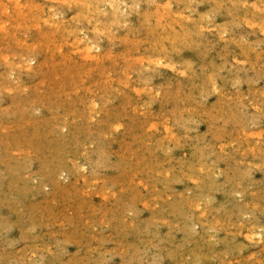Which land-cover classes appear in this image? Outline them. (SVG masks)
<instances>
[{
    "label": "rangeland",
    "instance_id": "obj_1",
    "mask_svg": "<svg viewBox=\"0 0 264 264\" xmlns=\"http://www.w3.org/2000/svg\"><path fill=\"white\" fill-rule=\"evenodd\" d=\"M10 1L11 0H8V1L0 0V15H1L0 16V19H1L0 20V23H1L0 24V41H1L0 42V48H1L0 49L1 50L0 59L4 61L3 62L2 60H0V63H1L0 64V80H1L0 82V86H1L0 88V95H1L0 97V117H1L0 123L3 125L2 126L0 124L1 125L0 128H2L0 129V132L3 135L2 136L0 133V146H1L0 148V154H1L0 169H2L0 170V183H1L0 193L2 192L4 193V194L3 193L0 194V214H1L0 215V232L2 231L0 233V262H1L0 264H11V263L12 264H32V263L34 264H54V263L55 264H76V263L77 264H176V263L177 264H189V263L190 264H264V212H263L264 211V30H262L264 29L262 28V26H264V19H263L264 5H262L264 4L263 3L264 0H243L244 2H242V0L240 1L237 0L238 2L236 0H225V1L224 0H219V1L218 0H211V1L210 0H205V1L196 0L198 3L195 0H190V1L180 0V2L179 0H171V1L170 0H164V1L156 0L158 3L155 0H149V1L145 0V2H143L144 0H140L139 3L138 2L134 3L136 2V0H130V1L126 0V3L123 0L121 1L120 0L118 1L117 0L116 1L115 0H110V1L109 0H106V1L105 0H99V1L92 0V2L91 0L90 1L89 0H52V1L51 0H22V2L21 0H12L11 2ZM31 1L32 3H29ZM88 1L89 3L91 2L90 4L91 6H89ZM212 1H214V3ZM103 2H106V3H103ZM118 2L120 4L121 3L123 4L120 5L118 4ZM78 3H80L79 7L84 6L82 7L83 10L81 7L78 8ZM95 3L99 5H97L96 7ZM133 3L134 5H138V6L140 4V7L134 6ZM219 3L222 5H220ZM32 4L34 6H32ZM37 4L41 6L39 7ZM195 4H197L196 7H195ZM230 4L233 5L235 9L232 6H231L232 8L229 7ZM4 5H5V8H3ZM7 5L10 7H8ZM22 5L23 6L25 5L27 7H23ZM49 5L50 6L53 5V6L50 7ZM62 5H64L65 7L63 8ZM92 5L95 6L94 9ZM116 6L117 7L119 6V7L117 8ZM192 6H194L196 9ZM215 6L217 8H215ZM28 7H31L33 10L31 8H30L31 10H29ZM68 7L70 9H67ZM115 8H117L118 10H116ZM181 8H183L181 11H176L178 9L180 10ZM193 8L195 10H193ZM236 8L238 9L236 10ZM26 9H27V12H26ZM53 9H54V12L56 11L55 13L58 12L59 14L57 15L54 14V12L52 11ZM72 9H73V12H72ZM76 9H77V12H76ZM96 9L98 10L100 9V10L98 11ZM154 9H155V12H153ZM221 9L223 12L221 11ZM261 9L263 10L262 12L260 11ZM34 10L36 12H34ZM59 10L61 11V13ZM101 10L103 12L105 10L106 11L103 13ZM113 10L115 13L113 12ZM129 10L131 13H129ZM218 10L221 12H219ZM164 11H167V12H164ZM172 11L174 12L172 13ZM216 11H218V13ZM7 12H10L12 14L7 13ZM78 12L79 13L82 12V13L79 15ZM141 12H142V15H140ZM147 12H149V14H147ZM150 12L152 13L150 14ZM175 12L176 13L181 12V14L180 13L175 14ZM23 13H25V15ZM119 13L121 16L118 15ZM128 13L130 15L124 16V14H128ZM163 13H166V14H163ZM250 13H252V15ZM74 14L76 18L78 17L77 19L74 17ZM94 14H96L95 16L97 17L99 16L98 19L100 18V14L101 16L103 15V17H101L99 21L98 19H96L95 21L96 17L94 16ZM169 14H173L171 15L172 18L168 16ZM81 15L82 16L85 15V17L82 19ZM87 15L88 16L91 15V16H89L88 18ZM152 15L154 16V18ZM215 15H216V18H214ZM13 16H15L16 18ZM24 16H27V17H24ZM56 16H59L58 18L60 17L61 18L58 19ZM33 17H35L36 19ZM173 17L176 19H174ZM230 17H232V19H230ZM242 17L245 19L242 20ZM27 18L28 19L31 18L30 19L31 22L27 20ZM55 18L58 20V24L61 22L59 24L60 27L57 24V20ZM72 18H74V21H72L73 20ZM91 18L94 20H92ZM147 18H149L148 19L149 22H147ZM21 19H24V20H21ZM25 19L27 20V22L25 21ZM112 19L113 21H111ZM115 19L118 20V25L116 22L117 20L114 21ZM123 19L124 21H122ZM192 19L194 23L193 21L190 22ZM36 20L38 22L39 21L41 22L38 23ZM76 20L78 22H76ZM178 20L179 21L181 20V21L179 22ZM231 20L232 21L234 20V21L232 22ZM258 20H259V23H258ZM69 21H71L73 25ZM79 21L81 22L84 21L85 23L83 22L81 24V22ZM224 21L226 24H223ZM252 21H255L254 24ZM67 22L70 23L69 26L67 25L68 24ZM74 22L79 23L80 26L78 24H75ZM89 22H91V24ZM119 22H120V25H119ZM162 22H164V24ZM166 22L169 24H167ZM181 22H184L185 25ZM186 22H189L190 24L188 25V23ZM53 23H56L57 25ZM209 23L211 26L209 25ZM27 24L29 26H26ZM106 24L108 27L106 26L107 29L105 28V30L107 31L104 30V26ZM121 24L123 27H121ZM127 24H129V27H127L128 30L126 29V26H128ZM181 24L182 26H180ZM230 24H232L233 26L232 25L230 26ZM23 25L24 27H21ZM81 25H85V26H81ZM225 25L228 26V28L225 27ZM8 26H10V28ZM41 26H43V28H40ZM45 26L47 27L45 28ZM132 26L133 28L135 27L134 30L132 29ZM168 26L170 28H168ZM195 26H196V29H195ZM198 26L200 27V31L198 30L199 29ZM219 26L221 28H219ZM26 27H28L29 29ZM57 27L58 29H56ZM222 27L223 29L226 28L224 31L222 30L223 32L221 31ZM231 27L233 28L231 29ZM83 28L85 29L91 28L94 31H91L90 29V30H86L87 32L86 33L85 29ZM101 28H103V30ZM109 28L112 30H110ZM145 28H147L146 30L147 32L145 31ZM154 30L156 33L154 32ZM14 31H16L17 33ZM42 31L46 33L44 34V32ZM78 31L79 33H77ZM54 32L56 33L54 34ZM72 32L74 34H72ZM103 32L105 33V35ZM131 32L133 36L131 35ZM139 32H141V34ZM168 32L169 34H167ZM41 33L42 35H44L43 36L44 38L42 37ZM67 33L68 35H71V36H68ZM94 33L99 36L95 35ZM111 33H113L114 36ZM217 33L220 35H218ZM161 34L162 36H160ZM7 35H10L9 36L10 38L7 37ZM12 35H14V37ZM61 35H62V38L64 39L61 38ZM107 35H109L110 37ZM122 35H123V38H122ZM53 36H55L56 39L55 38L52 39L51 37ZM87 36L89 37L86 38ZM116 36L119 39H117ZM164 36H166V38H164ZM16 37L17 39H15ZM36 37H39V38H36ZM126 37H128L129 41ZM160 37L162 41L159 40ZM85 38L87 42L85 41ZM134 38L136 39V41H134ZM98 39L100 41H98ZM110 39H112L114 42L112 40L110 41ZM131 39H133V41H131ZM170 39L171 41L175 40V42H171V43L167 42V41H170ZM191 39H194L195 41ZM41 40L43 43L41 42ZM44 40H46V42ZM62 40L63 41L65 40L64 45H61L63 44ZM83 40H84V43H83ZM121 40L123 41L124 44H122ZM156 40H159L157 41L159 44H157ZM176 40H177V43H176ZM197 40H199V42H197ZM7 42L9 43L7 44ZM80 42H82L83 46L81 45ZM187 42L189 45L187 44ZM38 43H42V44H38ZM191 44H193L194 47L190 46ZM4 45H7L5 46V48L6 47L7 48L9 47V48L5 49ZM73 45H75L76 47ZM163 45H164V48H162ZM175 45L176 46L179 45V46L176 47ZM184 45H187V46H185L184 48ZM2 46L4 49H2ZM36 46L37 48L35 50L34 48ZM40 46L42 48L44 47L43 49L44 51L42 50ZM85 46L92 47L91 52L94 54L96 52V54L95 55L91 54L90 56H87V54L85 53V48H86ZM99 46L101 47L99 48ZM111 46H113V48ZM189 46L192 49H189ZM186 47L188 48L186 49ZM26 48H28L29 50ZM109 48L111 49L108 51ZM159 48H162V51L161 49L159 50ZM145 49H148V50L145 51ZM174 50L176 53L174 52ZM151 51L154 53H151ZM166 51H167V54H166ZM2 53L4 54L2 55ZM18 53L19 55L20 53H22L20 59H19ZM78 53L80 54V56L78 55ZM107 53L108 55H106ZM177 53L179 54L177 55ZM164 54L167 56H165ZM201 54H203L204 58L202 57ZM50 55L52 57H50L49 59ZM102 55L103 57L101 58ZM118 55L119 56L122 55V56L119 57ZM128 55L130 56V58L128 57ZM32 56L33 57L35 56V57L33 58ZM43 56L47 57L46 60ZM69 56H71V58ZM124 56H126L127 58ZM28 57L30 58L28 59ZM66 57H69V58H66ZM147 57H150L151 59ZM125 58L127 61H124ZM113 59L119 62V63L116 62V64H114L116 67L112 63L115 61H110ZM63 60H66V61L64 62ZM92 60L95 61L94 62L95 64L93 63ZM134 60L137 64L134 62ZM189 60L191 61L193 60V62ZM43 61H45L46 63ZM57 61H59L60 63ZM69 61L72 62V65H71V67L73 66L72 68H69L70 66H68V63L69 65L71 64ZM74 61L76 62L78 61L77 62L78 64ZM82 61L86 62V63L84 62L85 65H83ZM178 63L180 65H178ZM66 64L68 68L66 67ZM74 64L76 65L74 66ZM91 65L93 67H91ZM184 65L185 66L189 65V66L185 67ZM38 66L40 68H37ZM49 66L51 67V69L49 68ZM64 66L65 68H63ZM110 66L111 68H109ZM142 66L143 68L141 69L140 67ZM12 67L14 68L16 67V68L13 69ZM90 67L92 68L91 69L92 71L89 70ZM45 68L46 69L49 68V69L46 70ZM98 68H99L98 70L99 74L102 75V76L100 75V77H99V74H97L98 73L97 70H95ZM146 68H148V70ZM205 68L207 69L205 70ZM213 68L215 69L213 70ZM216 68H217V71H215ZM65 69H67V71ZM78 69L80 70V75H79ZM121 69L123 71L125 70L124 75L125 77L127 76V78H129L131 82H129V79L124 77L123 71ZM127 69H128V72H127ZM189 69L190 70L192 69L191 70L192 72L189 71ZM54 70L58 72L55 71L56 72L55 73ZM81 70L84 73H82ZM101 70L103 72H101ZM6 71L7 73H5ZM76 71L78 72V75L76 74ZM87 71H89L90 74H88L89 72ZM114 71H118V72L115 73ZM52 72L54 73L52 74ZM136 72H138L139 74ZM62 73H64L63 74L64 78L63 76H61ZM66 73H68V76L65 77V75H67ZM91 73L93 76L91 75ZM183 73H185L186 75ZM8 74L11 76H9ZM57 74H59L61 77H59V75ZM74 74L77 76L74 78H71L75 76ZM147 74L148 76H146ZM46 75L48 76V78ZM138 75L140 76L137 77ZM191 75L193 76V78H191L192 77ZM50 76L51 78L53 76L55 79L54 78L51 79ZM90 76L93 78H91ZM109 76L112 78V80L110 79ZM122 76L124 77V79H122L123 78ZM11 77L17 80H13L11 79ZM136 77L139 79H137ZM44 78H46V80ZM75 78H77L76 83H75ZM115 78L116 80H114ZM101 79L102 80L104 79L105 82L104 80L100 81ZM204 79H207V81ZM60 80L62 81L66 80V81L62 82ZM106 80L107 81L109 80L110 84ZM124 80L127 82L125 83ZM142 80L145 82H143ZM15 81H17V83ZM69 81L70 82L72 81L70 83L71 85L67 83ZM214 81H216L217 83L216 82L214 83ZM2 82H5V83H2ZM103 82L105 85L103 84ZM40 83L42 86L40 85ZM107 83L109 85H107ZM119 83L121 84L123 83L126 86H124L123 84L122 86ZM205 83H207L209 86H207V84ZM102 84L103 86H101ZM160 84L162 85L160 86ZM200 84H201V88L199 87ZM204 84L207 86V88ZM74 85L76 86L74 87ZM110 85H111V89L109 87ZM203 85L205 86L206 89L203 88L204 87ZM66 86H69V87H66ZM71 86H73L74 88L73 87L71 88ZM162 86H164V88H162ZM193 86H194V89H193ZM215 86H216V89H215ZM78 87H80V90H78L79 89ZM141 87L144 89H142ZM160 87L161 89H158ZM178 87L180 88L178 89ZM64 89L66 92L64 91ZM82 89L84 91H82ZM91 89L95 91L87 93L88 90L91 91ZM22 90L24 91L23 92L24 94L21 93ZM40 90H42L43 92ZM45 90L49 93L47 94ZM70 90H73V91H70ZM86 90L87 92H85ZM150 90H152V92ZM158 90L159 91L161 90V91L159 92ZM178 90H179V93H178ZM17 91L19 94L17 93ZM75 91L76 93H74ZM170 91H171V94L169 93ZM29 92L31 93L29 94ZM132 92L134 96L132 95ZM162 92L166 94L163 95ZM167 92L169 93V95ZM12 93L13 95H10ZM32 93L35 95H32ZM95 94L97 96H94ZM179 94L181 95L178 101L177 98ZM185 94L190 96L189 99H187L188 96H184ZM31 95H32V98H30ZM167 95H168V98H167ZM76 96L77 97L81 96V97L79 99ZM183 98L185 100H183ZM70 99L72 100L74 105H71L72 102ZM10 100L13 104L10 103ZM19 100L22 102H20ZM186 100L187 101L189 100V102L187 103L188 105L186 104L187 102ZM56 101L59 104L58 106L59 108L57 107L58 104L56 103ZM123 101L126 103H124ZM9 104L12 107H10ZM22 104L24 106H22ZM67 104L71 106H67ZM180 106L183 107V109ZM21 107H24V108H21ZM88 107H90V109ZM95 107L97 110L95 109ZM120 108H122V110H120ZM54 109H56L57 111ZM66 109H69V110H66ZM117 109H119L121 112L119 110L117 111ZM8 110L10 111L11 115ZM23 110L25 111V113ZM186 110L188 111L186 112ZM75 111L78 114H76ZM169 112L172 114H170ZM60 113L63 114V116L61 115L62 117L60 116ZM101 113L104 114L106 117L102 115ZM174 113L178 115H175ZM179 114L181 115L179 116ZM182 114L183 115L185 114V115L182 116ZM4 115L5 116L8 115L9 117L8 116L4 117ZM24 115H25L24 117L25 119L23 118ZM57 115L59 116L57 117ZM146 115H149V116H146ZM163 115H166V116L163 117ZM245 115H249L250 117L245 116ZM59 117L61 118L59 119ZM167 117L169 118V121ZM86 118L88 119L86 120ZM243 118L246 120H244ZM77 119H80L79 120L80 122ZM89 120L92 122L94 121V122L91 123L89 122ZM81 121L82 122L85 121V122L82 123ZM148 121H149V124H148ZM243 121H247V122L243 123ZM12 122H13V125H12ZM121 122H123V124ZM39 124L41 125V127ZM43 124H46V125H43ZM67 124H69L70 127ZM87 125H89V127L91 126V128H89ZM103 125L105 126L102 127ZM111 125L113 126V128ZM45 126L47 128H45ZM153 126L155 128H153ZM12 127L14 128V131ZM81 128L85 130L81 131ZM98 128L100 129L98 130ZM65 129H68V130H65ZM55 130L58 131V135ZM6 131L9 133H7ZM81 132L83 134H81ZM93 133H96V136ZM10 134L12 135L10 136ZM71 134H73L74 136ZM87 134L89 135V137ZM7 136L9 139L7 138ZM22 136L24 137L22 138ZM101 136H104V137H101ZM166 136L169 138H166ZM11 137L12 138L14 137V139L11 140L12 139ZM18 138L20 139L18 140ZM41 138L44 141L43 143H42ZM3 139L5 141H3ZM23 139H24V142H23ZM87 140H91V141H87ZM75 141L78 143H76ZM79 141H82V142H79ZM46 142L48 145L46 144ZM90 142L92 145L90 144ZM87 144H88V147H87ZM84 145H86V148ZM40 147H42L43 149ZM3 150L5 151L3 152ZM61 150L63 154L62 152H59ZM83 150L85 151V153ZM89 152L92 154H90ZM99 152H100V155H99ZM28 154H29V157L27 156ZM89 154L91 155V157L90 156L88 157ZM30 155L33 157H31ZM56 155L57 156L59 155V156L57 157ZM72 155H74L75 157ZM25 156H26V159H24ZM35 158H37L38 160L36 159L37 160L36 161ZM13 159H15L16 161ZM22 161H25V163ZM54 162L60 163V164L57 165ZM5 164H6L7 170L5 168ZM29 164H31V169L29 167L30 166ZM16 165L19 167V169ZM12 166H15L14 167L15 169ZM79 167L81 169H79ZM39 168L41 169V171ZM54 170H55V173H54ZM72 170L74 173L72 172ZM85 174L87 175L89 174L88 176L86 175L87 176L86 180H85ZM14 175H16L17 177L15 176L16 177L15 178ZM45 176L46 177L48 176V177L45 178ZM60 176L62 178H60ZM3 178H4V182H3ZM36 179L37 181H35ZM91 180H94V181L91 182ZM56 181H58V183ZM85 181L90 182L91 184L90 183L87 184ZM94 182L98 183L97 186H96V183ZM12 184H14L15 186ZM42 184H44V187H42L43 186ZM19 185L22 186L20 187L21 189L19 188ZM37 186H40L41 188ZM65 186L68 188V190L65 189L66 188ZM76 187H78L77 191H76ZM83 187L85 190L83 189ZM17 188L19 189V191H17ZM55 190L56 192L58 191L57 194ZM26 191H27V194H26ZM82 191L85 193L83 194ZM203 191L206 193H204ZM201 192H203V194ZM75 193H77L76 194L77 196L75 195ZM87 193L89 194V196ZM23 194L27 195V199H26V196H24ZM54 195H56V197ZM17 198L18 199L20 198V199L18 200ZM195 199H198V200L196 201ZM82 201L84 202L82 203ZM121 201H123L124 203H122ZM91 202L93 204H90ZM173 202L175 203L173 204ZM178 202L179 203L181 202V203L179 204ZM94 203L96 204L95 206H94ZM188 203L190 205H188ZM222 203L223 205H221ZM82 204H84V207ZM125 204L127 205L125 206ZM176 205H178V207H176ZM210 205L214 207L215 209L212 208ZM128 206L131 209V210L129 209V211H128V208H129ZM202 206H205V209ZM28 207H31L32 210ZM125 207H127V209ZM111 209H112V212H111ZM164 209L165 211H163ZM242 209L244 211H242ZM96 210H98V212ZM152 210L153 212H151ZM185 211L187 213H185ZM237 211L240 213V215ZM103 213L104 214L106 213V214L103 215ZM161 213L163 215H161ZM53 214L54 215L56 214V215L54 216ZM175 214H176V217H175ZM204 214H206L207 216H205ZM28 215H31V216H28ZM122 216L124 217L126 216V217L122 218ZM178 216H181V217H178ZM104 217H107V218H104ZM6 220H8L9 222ZM152 220L154 221V223ZM149 222L152 223L150 224L151 226L149 225ZM20 223L23 225H21ZM145 227H147L148 229L146 228L147 229L146 230ZM187 229H190V230L188 231ZM191 229H193L194 231ZM202 230L205 232V235ZM30 231L32 232V234ZM141 231L143 232V234ZM190 231L191 233H193V235L194 234L196 235L192 237V234L190 233ZM261 231L262 233L259 236L258 232H261ZM22 232H23V235L25 236L22 235ZM19 233L21 235H19ZM167 233L168 234L170 233L169 234L170 236H167L168 235ZM137 235H140V236H137ZM252 235H255V236H252ZM203 240L204 242H201ZM237 242H240L239 247L237 245L238 244ZM205 243L207 244V246ZM200 247L201 248L204 247V248L201 249ZM192 249L194 251H192ZM55 251H56V254H55ZM60 252H61L62 257L60 255ZM195 252L196 254L194 256ZM198 254L200 255V257L198 256ZM4 255L5 256L7 255L6 256L7 258ZM181 256H183L184 259H182ZM46 257L48 258L50 257L49 258L50 260ZM179 257H181L180 259L182 261L179 259ZM194 257H197V258H194ZM38 258L40 260L43 258V261L38 260ZM61 261H64V262H61Z\"/></svg>",
    "mask_w": 264,
    "mask_h": 264
},
{
    "label": "bare ground",
    "instance_id": "obj_2",
    "mask_svg": "<svg viewBox=\"0 0 264 264\" xmlns=\"http://www.w3.org/2000/svg\"><path fill=\"white\" fill-rule=\"evenodd\" d=\"M6 1H8V0H6ZM11 1H12V0H11ZM11 1H10V2H11ZM51 1H52V0H51ZM89 1H90V0H89ZM89 1H88V3H89ZM97 1H99V0H97ZM105 1H106V0H105ZM109 1H110V0H109ZM115 1H116V0H115ZM117 1H118V0H117ZM120 1H121V0H120ZM123 1L126 3V0H123ZM129 1H130V0H129ZM139 1H140V0H138V1L136 0V2H134V3H137V2L139 3ZM148 1H149V0H148ZM155 1H156V0H155ZM163 1H164V0H163ZM170 1H171V0H170ZM189 1H190V0H189ZM195 1H196V0H195ZM200 1H201V0H200ZM204 1H205V0H204ZM210 1H211V0H210ZM218 1H219V0H218ZM224 1H225V0H224ZM236 1H237V0H236ZM239 1H240V0H239ZM21 2H22V0H21ZM23 2H24V1H23ZM54 2H55V1H54ZM70 2H71V1H70ZM91 2H92V0H91ZM91 2L89 3V6H91V5H90ZM141 2H142V1H141ZM143 2H145V0H144ZM143 2H142V3H143ZM156 2H157V1H156ZM172 2H173V1H172ZM179 2H180V0H179ZM181 2H182V1H181ZM184 2H185V1H184ZM196 2H197V1H196ZM212 2L214 3V1H212ZM237 2H238V1H237ZM242 2H244V1L242 0ZM246 2H248V1H246ZM18 3H19V2H18ZM25 3H26V2H25ZM27 3H28V2H27ZM29 3H32V1L29 2ZM36 3H37V2H36ZM99 3H100V2H99ZM103 3H106V2H103ZM134 3H133V5H134ZM142 3H141V4H142ZM146 3H147V2H146ZM151 3H152V2H151ZM153 3H154V2H153ZM157 3H158V2H157ZM193 3H194V1H193ZM197 3H198V2H197ZM203 3H204V2H203ZM208 3H209V2H208ZM215 3H216V2H215ZM217 3H218V2H217ZM233 3H234V2H233ZM255 3H256V1H255ZM263 3H264V2H263ZM4 4H5V3H4ZM22 4H23V3H22ZM79 4H80V3H78V8L81 7V6L79 7ZM93 4H94V3H93ZM118 4H120V3L118 2ZM121 4H123V3H121ZM121 4H120V5H121ZM147 4H148V3H147ZM149 4H150V3H149ZM160 4H161V3H160ZM186 4H187V3H186ZM219 4H220V3H219ZM234 4H235V3H234ZM237 4H238V3H237ZM261 4H262V3H261ZM28 5H29V4H28ZM30 5H31V4H30ZM37 5H38V4H37ZM56 5H58V4H56ZM86 5H87V4H86ZM97 5H99V4H96V3H95V6H96V7H97ZM103 5H104V4H103ZM113 5H114V4H113ZM115 5H116V4H115ZM129 5H130V4H129ZM150 5H151V4H150ZM193 5H194V4H193ZM196 5H197V4H195V7H196ZM220 5H222V4H220ZM223 5H224V4H223ZM227 5H228V4H227ZM262 5H264V4H262ZM7 6H8V5H7ZM22 6H23V5H22ZM32 6H34V5L32 4ZM32 6H31V7H32ZM38 6H39V5H38ZM38 6H36V7H38ZM40 6H41V5H40ZM40 6H39V7H40ZM49 6H50V5H49ZM52 6H53V5H52ZM52 6H50V7H52ZM62 6H63V8L65 7L64 5H62ZM70 6H71V5H70ZM76 6H77V5H76ZM95 6L92 5L93 9H94ZM100 6H101V5H100ZM100 6H99V7H100ZM134 6H138V5H134ZM152 6H153V5H152ZM154 6H155V5H154ZM156 6H157V5H156ZM178 6H179V5H178ZM213 6H214V5H213ZM213 6H212V7H213ZM216 6H217V5H216ZM216 6H215V8L218 7V6H217V7H216ZM231 6L234 8V6L230 4L229 7H231ZM235 6H236V5H235ZM242 6H244V5H242ZM252 6H253V4H252ZM256 6H257V5H256ZM8 7H10V6H8ZM18 7H19V6H18ZM23 7H27V6L24 5ZM31 7H28L29 10H31V9L33 8V7H32V8H31ZM36 7H35V8H36ZM42 7H43V6H42ZM55 7H57V6H55ZM71 7H72V6H71ZM74 7H75V5H74ZM82 7H84V6H82ZM82 7H81V8H82ZM86 7H87V6H86ZM102 7H103V6H102ZM108 7H109V6H108ZM116 7H117V6H116ZM118 7H119V6H118ZM118 7H117V8H118ZM121 7H122V6H121ZM129 7H130V6H129ZM138 7H140V4H139ZM185 7H186V6H185ZM192 7H194V6H192ZM195 7H194V8H195ZM232 7H231V8H232ZM245 7H247V6H245ZM3 8H5V5H4ZM12 8H13V6H12ZM30 8H31V9H30ZM44 8H45V7H44ZM44 8H43V9H44ZM48 8H49V7H48ZM72 8H73V7H72ZM117 8H115V9L118 10ZM126 8H127V7H126ZM194 8H193V10L196 9V8H195V9H194ZM252 8H253V7H252ZM255 8H256V7H255ZM20 9H21V7H20ZM20 9H19V10H20ZM33 9H34V8H33ZM33 9H32V10H33ZM36 9H37V8H36ZM60 9H61V8H60ZM67 9H70V8L68 7ZM89 9H90V8H89ZM100 9H101V8H100ZM100 9H99V10H100ZM115 9H114V10H115ZM133 9H134V8H133ZM135 9H136V8H135ZM159 9H160V7H159ZM164 9H165V8H164ZM170 9H172V8H170ZM175 9H176V8H175ZM182 9H183V8H181L180 10L178 9V10H176V11H181ZM234 9H235V8H234ZM237 9H238V8H236V10H237ZM241 9H242V8H241ZM258 9H259V8H258ZM2 10H4V9H2ZM13 10H14V9H13ZM57 10H58V8H57ZM74 10H75V9H74ZM82 10H83V8H82ZM85 10H87V9H85ZM96 10H98V9H96ZM99 10H98V11H99ZM114 10H113V12H114ZM116 10H115V11H116ZM125 10H126V9H125ZM186 10H187V9H186ZM193 10H192V11H193ZM219 10H220V9H219ZM219 10H218V11H219ZM246 10H247V9H246ZM52 11L54 12V9H53ZM59 11H60V10H59ZM88 11H89V10H88ZM91 11H92V10H91ZM101 11H102V10H101ZM105 11H106V10H105ZM105 11H104V12H105ZM126 11H127V10H126ZM136 11H137V10H136ZM146 11H147V10H146ZM148 11H149V10H148ZM169 11H171V10H169ZM192 11H191V13H192ZM218 11H216V12L218 13ZM221 11H222V9H221ZM221 11H219V12H221ZM239 11H240V10H239ZM242 11H243V10H242ZM251 11H252V10H251ZM251 11H250V12H251ZM260 11L262 12L263 10L261 9ZM260 11H259V12H260ZM3 12H4V11H3ZM21 12H23V11H21ZM21 12H20V13H21ZM26 12H27V9H26ZM26 12H25V13H26ZM34 12H36V11L34 10ZM53 12H52V13H53ZM55 12H56V11H55ZM55 12H54V14H56V15L59 14L58 12H57V13H55ZM72 12H73V9H72ZM76 12H77V9H76ZM76 12H75V13H76ZM94 12H95V11H94ZM94 12H93V13H94ZM102 12H103V11H102ZM104 12H103V13H104ZM116 12H117V11H116ZM119 12H120V11H119ZM121 12H122V11H121ZM124 12H125V11H124ZM127 12H128V11H127ZM153 12H155V9H154ZM160 12H161V11H160ZM164 12H167V11H164ZM173 12H174V11H172V13H173ZM183 12H184V11H183ZM222 12H223V11H222ZM232 12H233V11H232ZM234 12H236V11H234ZM243 12H244V11H243ZM245 12H246V11H245ZM252 12H253V11H252ZM7 13H10V12H7ZM18 13H19V12H18ZM18 13H17V14H18ZM25 13H23V14L25 15ZM30 13H31V12H30ZM60 13H61V11H60ZM78 13H79V12H78ZM81 13H82V12H81ZM81 13H79V15H80ZM98 13H99V12H98ZM108 13H109V12H108ZM114 13H115V12H114ZM117 13H118V12H117ZM129 13H131L130 10H129ZM129 13H128V14H124V16H126V15H130ZM138 13H139V12H138ZM151 13H152V12H150V14H151ZM168 13H169V12H168ZM179 13L181 14V12H179ZM179 13H176V12H175V14H179ZM191 13H190V14H191ZM217 13H215V14H217ZM253 13H254V12H253ZM2 14H3V13H2ZM10 14H12V13H10ZM32 14H33V13H32ZM37 14H38V13H37ZM44 14H45V13H44ZM46 14H47V13H46ZM54 14H52V15H54ZM88 14H89V13H88ZM133 14H134V13H133ZM147 14H149V12H147ZM163 14H166V13H163ZM183 14H184V13H183ZM197 14H198V12H197ZM202 14H203V13H202ZM227 14H228V13H227ZM241 14H243V13H241ZM250 14L252 15V13H250ZM256 14H257V13H256ZM49 15H50V14H49ZM95 15H96V14H94V16H95ZM98 15H99V14H98ZM118 15L121 16L120 13H119ZM136 15H137V14H136ZM140 15H142V12H141ZM153 15H154V13H153ZM153 15H152V16H153ZM158 15H159V14H158ZM171 15H173V14H169L168 16L171 17ZM211 15H213V14H211ZM211 15H210V16H211ZM239 15H240V14H239ZM0 16H1V15H0ZM19 16H20V14H19ZM27 16H29V15H27ZM27 16H24V17H27ZM43 16H44V15H43ZM43 16H41V17H43ZM87 16H88V15H87ZM89 16H91V15H89ZM89 16H88V18H89ZM107 16H108V15H107ZM122 16H123V15H122ZM148 16H150V15H148ZM161 16H162V15H161ZM166 16H167V15H166ZM166 16H165V17H166ZM185 16H186V14H185ZM221 16H223V15H221ZM227 16H228V15H227ZM253 16H254V15H253ZM13 17H15V16H13ZM13 17H11V18H13ZM30 17H31V16H30ZM56 17L58 18L59 16H56ZM74 17H75V14H74ZM79 17H80V16H79ZM84 17H85V15H84V16L81 15V18H82V19H83ZM95 17H96V18H95V21H96V19H98L99 16H98V17L95 16ZM101 17H103V15L101 16V14H100V18H101ZM104 17H105V15H104ZM113 17H114V16H113ZM159 17H160V16H159ZM162 17H163V16H162ZM175 17H176V15H175ZM187 17H188V16H187ZM189 17H190V16H189ZM251 17H252V16H251ZM15 18H16V17H15ZM17 18H18V17H17ZM28 18H29V17H28ZM28 18H27V20H29V21L31 22V20H30L31 18H30V19H28ZM33 18H35V17H33ZM60 18H61V17H60ZM60 18H58V19H60ZM62 18H63V17H62ZM75 18H76V17H75ZM77 18H78V17H77ZM77 18H76V19H77ZM86 18H87V17H86ZM100 18H99V19H100ZM109 18H111V17H109ZM137 18H138V17H137ZM150 18H151V17H150ZM153 18H154V16H153ZM171 18H172V17H171ZM173 18H174V17H173ZM190 18H191V17H190ZM196 18H197V16H196ZM214 18H216V15H215ZM257 18H258V17H257ZM35 19H36V18H35ZM55 19H56V18H55ZM55 19H54V20H55ZM72 19H73L72 21H74V18H72ZM82 19H81V20H82ZM91 19H92V18H91ZM99 19H98V21H99ZM113 19H114V18H113ZM113 19H112L111 21H113ZM134 19H135V18H134ZM144 19H146V18H144ZM148 19H149V18H147V22H149ZM174 19H176V18H174ZM206 19H207V18H206ZM230 19H232V17H230ZM230 19H229V20H230ZM233 19H234V18H233ZM243 19H245V18L242 17V20H243ZM248 19H249V18H248ZM251 19H252V18H251ZM258 19H259V18H258ZM263 19H264V17H263ZM0 20H1V19H0ZM12 20H13V19H12ZM14 20H15V19H14ZM16 20H17V19H16ZM21 20H24V19H21ZM27 20L25 19L26 22H27ZM49 20H50V19H49ZM56 20H57V19H56ZM92 20H94V19H92ZM105 20H106V18H105ZM116 20H117V19H115L114 21H116ZM119 20H120V19H119ZM164 20H166V19H164ZM181 20H182V18H181ZM181 20H180V21H181ZM183 20H184V19H183ZM185 20H186V18H185ZM216 20H217V19H216ZM234 20H235V19H234ZM234 20H233V21H234ZM236 20H237V18H236ZM5 21H7V20H5ZM18 21H19V20H18ZM25 21H24V22H25ZM36 21H37V20H36ZM45 21H46V19H45ZM86 21H87V20H86ZM122 21H124V19H123ZM129 21H130V20H129ZM131 21H132V20H131ZM151 21H152V20H151ZM157 21H159V20H157ZM161 21H162V20H161ZM161 21H160V22H161ZM171 21H172V20H171ZM178 21H179V20H178ZM180 21H179V22H180ZM188 21H190V20H188ZM192 21H193V19H192L190 22H192ZM200 21H201V20H200ZM231 21H232V20H231ZM233 21H232V22H233ZM250 21H251V20H250ZM261 21H262V20H261ZM7 22H9V21H7ZM19 22H20V21H19ZM26 22H25V23H26ZM37 22H38V21H37ZM39 22H41V21H39ZM39 22H38V23H39ZM69 22L71 23V21H69ZM69 22H67V23H68V24H67L68 26H69V24H70ZM76 22H78V21L76 20ZM76 22H74V23L79 25V23H76ZM79 22H81V21H79ZM83 22H84V21H83ZM83 22H81V24H82ZM106 22H107V21H106ZM116 22H117V25H118V20H117ZM141 22H142V21H141ZM141 22H140V23H141ZM144 22H145V21H144ZM227 22H228V21H227ZM244 22H245V21H244ZM246 22H248V21H246ZM252 22H253V24H254L255 21H252ZM48 23H50V22H48ZM51 23H52V21H51ZM60 23H61V22H60ZM60 23H59V24H60ZM84 23H85V22H84ZM89 23L91 24V22H89ZM92 23H93V22H92ZM97 23H98V22H97ZM103 23H104V22H103ZM108 23H109V22H108ZM108 23H107V24H108ZM123 23H124V22H123ZM128 23H130V22H128ZM162 23L164 24V22H162ZM162 23H161V24H162ZM166 23H167V22H166ZM166 23H165V24H166ZM174 23H175V22H174ZM176 23H177V22H176ZM181 23L184 24V22H181ZM186 23H188V25L190 24L189 22H186ZM193 23H194V21H193ZM197 23H199V22H197ZM212 23H213V22H212ZM228 23H229V22H228ZM258 23H259V20H258ZM0 24H1V23H0ZM16 24H17V23H16ZM22 24H23V23H22ZM29 24H30V23H29ZM35 24H36V23H35ZM53 24H56V23H53ZM57 24H58V20H57ZM57 24H56V25H57ZM59 24H58V25H59ZM71 24H72V23H71ZM90 24H89V25H90ZM107 24L104 26V30H105ZM124 24H125V23H124ZM131 24H132V23H131ZM157 24H158V23H157ZM159 24H160V23H159ZM167 24H169V23H167ZM195 24H196V23H195ZM202 24H203V23H202ZM215 24H216V23H215ZM219 24H220V23H219ZM221 24H222V23H221ZM223 24H226L225 21H224ZM237 24H238V23H237ZM244 24H245V23H244ZM5 25H6V24H5ZM9 25H10V24H9ZM13 25H14V24H13ZM32 25H34V24H32ZM40 25H41V24H40ZM48 25H49V24H48ZM62 25H63V24H62ZM72 25H73V24H72ZM103 25H104V24H103ZM109 25H110V24H109ZM119 25H120V22H119ZM127 25H128V26H126V29H127V27H129V24H127ZM134 25H135V24H134ZM141 25H142V24H141ZM145 25H146V24H145ZM184 25H185V24H184ZM186 25H187V24H186ZM209 25H210V23H209ZM231 25H232V24H230V26H231ZM256 25H257V24H256ZM26 26H29V25L27 24ZM79 26H80V25H79ZM81 26H85V25H81ZM95 26H97V25H95ZM95 26H94V28H95ZM100 26H101V25H100ZM100 26H98V27H100ZM115 26H116V25H115ZM137 26H138V25H137ZM139 26H140V24H139ZM139 26H138V27H139ZM146 26H147V25H146ZM151 26H152V24H151ZM169 26H170V25H169ZM169 26H168V28H170ZM180 26H182V24H181ZM192 26H193V25H192ZM196 26H197V25H196ZM196 26H195V29H196ZM210 26H211V25H210ZM216 26H217V25H216ZM223 26H224V25H223ZM232 26H233V25H232ZM246 26H247V25H246ZM253 26H254V25H253ZM257 26H258V25H257ZM261 26H262V25H261ZM8 27L10 28V26H8ZM21 27H24V25L21 26ZM21 27H19V28H21ZM46 27H47V26H45V28H46ZM52 27H53V26H52ZM59 27H60V25H59ZM63 27H64V26H63ZM107 27H108V26H107ZM118 27H119V26H118ZM121 27H123L122 24H121ZM173 27H175V26H173ZM188 27H189V26H188ZM198 27H199V26H198ZM206 27H208V26H206ZM225 27L228 28V26H226V25H225ZM242 27H243V26H242ZM242 27H241V28H242ZM3 28H4V27H3ZM16 28H18V27H16ZM26 28H28V27H26ZM36 28H37V27H36ZM40 28H43V26H41ZM48 28H49V27H48ZM71 28H72V27H71ZM76 28H77V27H76ZM111 28H112V27H111ZM119 28H120V27H119ZM134 28H135V27H134ZM134 28H133V26H132V29H133V30H134ZM139 28H140V27H139ZM180 28H181V27H180ZM204 28H205V27H204ZM212 28H213V27H212ZM212 28H211V29H212ZM217 28H218V27H217ZM219 28H221V27L219 26ZM232 28H233V27H231V29H232ZM235 28H236V27H235ZM251 28H252V27H251ZM262 28H264V26H262ZM262 28H261V29H262ZM28 29H29V28H28ZM38 29H39V28H38ZM38 29H37V30H38ZM56 29H58V27H57ZM72 29H73V28H72ZM77 29H78V28H77ZM79 29H80V28H79ZM83 29H85V28H83ZM90 29H91V28H90ZM90 29H89V28L85 29V32H86V30H90ZM101 29L103 30V28H101ZM106 29H107V28H106ZM109 29H110V28H109ZM151 29H152V28H151ZM153 29H154V28H153ZM158 29H160V28H158ZM163 29H165V28H163ZM172 29H173V28H172ZM172 29H171V30H172ZM176 29H177V28H176ZM185 29H186V28H185ZM187 29H188V28H187ZM193 29H194V27H193ZM225 29H226V28H225ZM225 29H223V27H222L221 31H222V30L224 31ZM239 29H240V28H239ZM60 30H61V29H60ZM68 30H69V28H68ZM68 30H67V31H68ZM110 30H112V29H110ZM119 30H120V29H119ZM121 30H122V29H121ZM123 30H124V28H123ZM127 30H128V29H127ZM142 30H143V29H142ZM146 30H147V28H145V31H146ZM181 30H182V29H181ZM198 30L200 31V27H199ZM214 30H215V29H214ZM262 30H264V29H262ZM4 31H5V30H4ZM19 31H21V30H19ZM63 31H64V30H63ZM63 31H62V32H63ZM65 31H66V29H65ZM91 31H94V30L91 29ZM98 31H99V30H98ZM105 31H107V30H105ZM115 31H116V30H115ZM131 31H132V30H131ZM140 31H141V29H140ZM149 31H150V30H149ZM173 31H174V30H173ZM184 31H185V30H184ZM205 31H206V30H205ZM209 31H210V30H209ZM216 31H217V30H216ZM219 31H220V30H219ZM221 31H220V32H221ZM223 31H222V32H223ZM14 32H16V31H14ZM42 32H44V31H42ZM51 32H52V31H51ZM59 32H60V31H59ZM62 32H61V33H62ZM109 32H111V31H109ZM112 32H114V31H112ZM121 32H122V31H121ZM146 32H147V31H146ZM150 32H151V31H150ZM154 32H155V30H154ZM160 32H161V31H160ZM164 32H166V31H164ZM164 32H163V33H164ZM169 32H170V31H169ZM169 32H168L167 34H169ZM185 32H186V31H185ZM187 32H188V31H187ZM196 32H197V31H196ZM196 32H195V33H196ZM203 32H204V31H203ZM207 32H208V31H207ZM220 32H219V33H220ZM228 32H229V31H228ZM228 32H227V33H228ZM231 32H233V31H231ZM16 33H17V32H16ZM20 33H21V32H20ZM22 33H23V32H22ZM45 33H46V32H44V34H45ZM48 33H49V32H48ZM48 33H47V35H48ZM55 33H56V32H54V34H55ZM64 33H65V32H64ZM64 33H63V34H64ZM77 33H79V31H78ZM77 33H76V34H77ZM83 33H84V32H83ZM86 33H87V32H86ZM86 33H85V34H86ZM88 33H89V32H88ZM90 33H91V32H90ZM103 33H104V32H103ZM127 33H129V32H127ZM127 33H125V34H127ZM139 33L141 34V32H139ZM151 33H152V32H151ZM155 33H156V32H155ZM182 33H184V32H182ZM213 33H214V31H213ZM50 34H51V33H50ZM63 34H62V35H63ZM72 34H74V33L72 32ZM94 34H95V33H94ZM94 34H93V35H94ZM111 34L113 35V33H111ZM120 34H121V33H120ZM125 34H123V35H125ZM137 34H138V33H137ZM170 34H171V33H170ZM184 34H186V33H184ZM187 34H188V33H187ZM217 34H218V33H217ZM41 35H42V33H41ZM47 35H46V36H47ZM52 35H53V34H52ZM62 35H61V38H62ZM67 35H68V33H67ZM95 35H97V34H95ZM104 35H105V33H104ZM123 35H122V38H123ZM131 35H132V32H131ZM131 35H129V36H131ZM146 35H147V34H146ZM153 35H154V34H153ZM153 35H152V36H153ZM175 35H176V34H175ZM199 35H200V34H199ZM218 35H220V34H218ZM9 36H10V35H7V37H9ZM12 36L14 37V35H12ZM43 36H44V35H42V37H43ZM55 36H56V35H55ZM55 36H53V37H51V38L54 39ZM68 36H71V35H68ZM73 36H74V35H73ZM83 36H84V35H83ZM97 36H99V35H97ZM97 36H96V37H97ZM100 36H101V35H100ZM107 36H109V35H107ZM113 36H114V35H113ZM127 36H128V35H127ZM132 36H133V35H132ZM137 36H138V35H137ZM160 36H162V34H161ZM166 36H167V35H166ZM166 36H164V38H166ZM169 36H170V35H169ZM179 36H180V35H179ZM190 36H191V35H190ZM195 36H197V35H195ZM202 36H203V35H202ZM222 36H223V34H222ZM5 37H6V36H5ZM49 37H50V36H49ZM88 37H89V36H87L86 38H88ZM109 37H110V36H109ZM109 37H107V38H109ZM116 37H117V36H116ZM147 37H148V36H147ZM174 37H175V36H174ZM180 37H181V36H180ZM9 38H10V37H9ZM9 38H8V39H9ZM18 38H19V37H18ZM36 38H39V37H36ZM43 38H44V37H43ZM65 38H66V37H65ZM79 38H80V37H79ZM82 38H83V37H82ZM86 38H85V41H86ZM99 38H100V37H99ZM126 38L128 39V37H126ZM131 38H132V37H131ZM152 38H153V37H152ZM167 38H168V37H167ZM169 38H170V37H169ZM191 38H192V37H191ZM15 39H17V37H16ZM15 39H14V40H15ZM40 39H42V38H40ZM55 39H56V38H55ZM62 39H64V38H62ZM100 39H101V38H100ZM112 39H113V38H112ZM112 39H110V41H111ZM117 39H119V38L117 37ZM127 39H126V40H127ZM162 39H163V37H162ZM171 39H172V37H171ZM171 39H170V41H167V42H170V43H171V42H175V40L171 41ZM182 39H183V37H182ZM185 39H186V38H185ZM201 39H202V38H201ZM3 40H4V39H3ZM50 40H51V39H50ZM66 40H67V39H66ZM78 40H79V39H78ZM95 40H97V39H95ZM101 40H102V39H101ZM123 40H124V39H123ZM149 40H150V39H149ZM159 40H161V37H160ZM159 40H156V42L159 41ZM191 40L195 41L194 39H191ZM38 41H40V40H38ZM44 41L46 42V40H44ZM48 41H49V40H48ZM53 41H54V40H53ZM53 41H52V43H53ZM58 41H59V40H58ZM58 41H56V42H58ZM60 41H61V40H60ZM62 41H63V40H62ZM98 41H100V40L98 39ZM112 41H113V40H112ZM121 41H122V40H121ZM124 41H125V40H124ZM128 41H129V39H128ZM131 41H133V39H131ZM134 41H136L135 38H134ZM143 41H144V40H143ZM146 41H147V40H146ZM150 41H151V40H150ZM150 41H149V42H150ZM161 41H162V40H161ZM0 42H1V41H0ZM4 42H5V41H4ZM41 42H42V40H41ZM54 42H55V41H54ZM64 42H65V40L63 41V44H61V45H64ZM86 42H87V41H86ZM89 42H90V41H89ZM92 42H93V41H92ZM96 42H97V41H96ZM113 42H114V41H113ZM119 42H120V41H119ZM126 42H127V41H126ZM139 42H140V41H139ZM141 42H142V41H141ZM154 42H155V41H154ZM179 42H180V41H179ZM197 42H199V40H197ZM8 43H9V42H7V44H8ZM42 43H43V42H42ZM42 43H38V44H42ZM58 43H60V42H58ZM61 43H62V42H61ZM75 43H76V42H75ZM80 43H81V45H82V42H80ZM83 43H84V40H83ZM93 43H94V42H93ZM120 43H121V42H120ZM128 43H129V42H128ZM128 43H127V45H128ZM143 43H145V42H143ZM176 43H177V40H176ZM176 43H175V44H176ZM185 43H186V42H185ZM185 43H184V44H185ZM191 43H192V42H191ZM27 44H28V43H27ZM30 44H31V43H30ZM35 44H36V43H35ZM56 44H57V43H56ZM76 44H77V43H76ZM118 44H119V43H118ZM122 44H124L123 41H122ZM130 44H131V43H130ZM132 44H133V43H132ZM139 44H140V43H139ZM152 44H153V43H152ZM157 44H159V43L157 42ZM160 44H161V43H160ZM187 44H188V42H187ZM24 45H25V44H24ZM32 45H33V43H32ZM36 45H37V44H36ZM49 45H50V44H49ZM57 45H58V44H57ZM70 45H72V44H70ZM70 45H69V47H70ZM79 45H80V44H79ZM114 45H116V44H114ZM120 45H121V44H120ZM137 45H138V44H137ZM149 45H150V44H149ZM155 45H156V44H155ZM164 45H165V43H164ZM164 45H163V47H162V46H161V47L164 48ZM182 45H183V43H182ZM188 45H189V44H188ZM240 45H241V44H240ZM5 46H7V45H4V48H5ZM9 46H10V45H9ZM73 46H75V45H73ZM73 46H72V47H73ZM77 46H78V45H77ZM82 46H83V45H82ZM94 46H95V45H94ZM94 46H93V47H94ZM96 46H97V44H96ZM132 46H133V45H132ZM175 46H176V45H175ZM178 46H179V45H178ZM178 46H176V47H178ZM180 46H181V45H180ZM185 46H187V45H184V48H185ZM190 46H193V44H191ZM190 46H189V49H192V48H190ZM10 47H11V46H10ZM26 47H28V46H26ZM40 47H41V46H40ZM54 47H56V46H54ZM62 47H63V46H62ZM62 47H61V48H62ZM75 47H76V46H75ZM75 47H74V48H75ZM85 47H86V46H85ZM100 47H101V46H99V48H100ZM109 47H110V45H109ZM111 47L113 48V46H111ZM138 47H139V46H138ZM147 47H148V46H147ZM167 47H168V46H167ZM167 47H166V48H167ZM193 47H194V46H193ZM4 48H3V46H2V49H4ZM6 48H7V47H6ZM6 48H5V49H6ZM8 48H9V47H8ZM8 48H7V49H8ZM36 48H37V46H36L34 49L36 50ZM41 48H42V47H41ZM78 48H79V47H78ZM80 48H81V47H80ZM144 48H145V47H144ZM162 48H159V50L161 49V51H162ZM179 48H181V47H179ZM187 48H188V47H186V49H187ZM240 48H241V46H240ZM0 49H1V48H0ZM23 49H24V48H23ZM26 49H28V48H26ZM31 49H32V48H31ZM43 49H44V47L42 48V50H43ZM49 49H50V48H49ZM72 49H73V48H72ZM72 49H71V50H72ZM95 49H96V48H95ZM97 49H98V47H97ZM110 49H111V48H109L108 51H109ZM135 49H136V48H135ZM135 49H134V50H135ZM138 49H139V48H138ZM170 49H171V47H170ZM170 49H169V50H170ZM177 49H178V48H177ZM197 49H198V47H197ZM12 50H14V49H12ZM15 50H17V49H15ZM21 50H22V49H21ZM21 50H20V52H21ZM28 50H29V49H28ZM53 50H54V49H53ZM53 50H52V51H53ZM71 50H70V51H71ZM100 50H101V49H100ZM129 50H130V49H129ZM131 50H132V49H131ZM146 50H148V49H145V51H146ZM150 50H151V49H150ZM183 50H184V49H183ZM241 50H242V49H241ZM0 51H1V50H0ZM18 51H19V50H18ZM18 51H17V52H18ZM23 51H24V50H23ZM43 51H44V50H43ZM83 51H84V50H83ZM91 51H92V47L87 46V47L85 48V53L87 54V56H90L91 54H94V53H92ZM136 51H137V50H136ZM138 51H139V50H138ZM145 51H144V52H145ZM164 51H165V50H164ZM176 51H177V50H176ZM181 51H182V50H181ZM11 52H12V51H11ZM14 52H16V51H14ZM50 52H51V51H50ZM54 52H55V51H54ZM60 52H61V51H60ZM81 52H82V51H81ZM129 52H130V51H129ZM174 52H175V50H174ZM243 52H244V51H243ZM31 53H33V52H31ZM46 53H47V52H46ZM46 53H45V54H46ZM55 53H56V52H55ZM64 53H65V52H64ZM64 53H63V54H64ZM69 53H70V52H69ZM119 53H120V52H119ZM138 53H139V52H138ZM151 53H154V52L151 51ZM163 53H165V52H163ZM171 53H172V52H171ZM175 53H176V52H175ZM201 53H202V52H201ZM3 54H4V53H2V55H3ZM21 54H22V53H20V55H19V53H18V55H19V59H20V57H21ZM28 54H29V53H28ZM35 54H36V52H35ZM35 54H34V55H35ZM95 54H96V52H95ZM95 54H94V55H95ZM99 54H100V53H99ZM109 54H110V53H109ZM128 54H129V53H128ZM139 54H140V53H139ZM159 54H160V53H159ZM166 54H167V51H166ZM178 54H179V53H177V55H178ZM2 55H1V57H2ZM23 55H24V54H23ZM26 55H27V54H26ZM26 55H25V56H26ZM46 55H47V54H46ZM53 55H54V54H53ZM58 55H59V53H58ZM60 55H61V53H60ZM78 55L80 56L79 53H78ZM106 55H108V53H107ZM146 55H147V54H146ZM157 55H158V54H157ZM164 55H165V54H164ZM168 55H169V54H168ZM201 55H202V57H203V54H201ZM13 56H15V55H13ZM36 56H37V55H36ZM44 56H45V55H44ZM44 56H43V57H44ZM79 56H78V57H79ZM109 56H110V55H109ZM118 56H119V55H118ZM121 56H122V55H121ZM121 56H119V57H121ZM134 56H135V55H134ZM139 56H141V55H139ZM151 56H152V54H151ZM165 56H167V55H165ZM170 56H171V55H170ZM32 57H33V56H32ZM34 57H35V56H34ZM34 57H33V58H34ZM50 57H52V56L50 55V56H49V59H50ZM55 57H56V56H55ZM61 57H62V56H61ZM64 57H65V56H64ZM69 57L71 58V56H69ZM69 57H66V58H69ZM102 57H103V55L101 56V58H102ZM124 57H126V56H124ZM128 57L130 58L129 55H128ZM154 57H155V56H154ZM156 57H157V56H156ZM29 58H30V57H28V59H29ZM44 58H45V60H46L47 57H44ZM126 58H127V57H126ZM126 58H125L124 61H127ZM129 58H128V59H129ZM147 58H150V57H147ZM203 58H204V57H203ZM212 58H213V57H212ZM63 59H65V58H63ZM84 59H85V58H84ZM86 59H87V58H86ZM109 59H110V58H109ZM111 59H112V58H111ZM118 59H119V58H118ZM131 59H132V58H131ZM131 59H130V60H131ZM150 59H151V58H150ZM160 59H161V58H160ZM160 59H159V60H160ZM162 59H163V58H162ZM213 59H214V58H213ZM0 60H2V59H0ZM69 60H70V59H69ZM77 60H78V59H77ZM82 60H83V59H82ZM93 60H94V59H93ZM93 60H92V61H93ZM98 60H99V58H98ZM102 60H103V59H102ZM106 60H107V59H106ZM146 60H147V59H146ZM166 60H167V58H166ZM2 61H3V60H2ZM30 61H31V60H30ZM34 61H35V59H34ZM59 61H60V60H59ZM59 61H57V62H59ZM63 61L65 62L66 60H63ZM63 61H62V62H63ZM70 61H71V60H70ZM70 61H69V62H70ZM110 61H115V60L113 59V60H110ZM148 61H149V59H148ZM171 61H172V60H171ZM182 61H183V60H182ZM184 61H185V60H184ZM189 61H191V60H189ZM3 62H4V61H3ZM43 62H45V61H43ZM60 62H61V61H60ZM60 62H59V63H60ZM74 62H76V61H74ZM77 62H78V61H77ZM77 62H76V63H77ZM80 62H81V61H80ZM82 62H83V61H82ZM84 62H85V61H84ZM84 62H83V65H85ZM94 62H95V61H93V63H94ZM96 62H97V61H96ZM98 62H99V61H98ZM100 62H101V61H100ZM116 62H118V61L112 62L113 65L116 64ZM134 62H135V60H134ZM137 62H138V61H137ZM164 62H165V61H164ZM191 62H193V60H192ZM194 62H195V61H194ZM13 63H14V62H13ZM45 63H46V62H45ZM47 63H48V62H47ZM50 63H51V62H50ZM53 63H54V62H53ZM59 63H58V64H59ZM66 63H68V62H66ZM70 63H71L70 65H69V63H68V66H70L69 68H72V67H73V66L71 67L72 62H70ZM85 63H86V62H85ZM90 63H92V62H90ZM118 63H119V62H118ZM135 63H136V62H135ZM142 63H143V62H142ZM183 63H184V62H183ZM0 64H1V63H0ZM40 64H41V63H40ZM54 64H55V63H54ZM54 64H53V66H54ZM63 64H64V63H63ZM77 64H78V63H77ZM94 64H95V63H94ZM103 64H104V63H103ZM103 64H102V65H103ZM130 64H131V63H130ZM136 64H137V63H136ZM161 64H162V62H161ZM203 64H204V63H203ZM7 65H8V64H7ZM25 65H26V64H25ZM31 65H32V64H31ZM36 65H37V64H36ZM38 65H39V64H38ZM51 65H52V64H51ZM55 65H56V64H55ZM75 65H76V64H74V66H75ZM89 65H90V64H89ZM97 65H98V63H97ZM99 65H100V63H99ZM113 65H112V66H113ZM117 65H118V64H117ZM128 65H129V63H128ZM134 65H135V64H134ZM134 65H133V66H134ZM142 65H143V64H142ZM144 65H145V64H144ZM178 65H180V64L178 63ZM204 65H205V64H204ZM1 66H2V65H1ZM32 66H33V65H32ZM79 66H80V65H79ZM79 66H78V68H79ZM95 66H96V65H95ZM114 66H115V65H114ZM135 66H136V65H135ZM140 66H141V64H140ZM182 66H183V65H182ZM184 66H185V65H184ZM187 66H189V65H187ZM187 66H185V67H187ZM201 66H202V65H201ZM210 66H211V65H210ZM216 66H217V65H216ZM216 66H215V67H216ZM43 67H44V66H43ZM45 67H46V66H45ZM47 67H48V65H47ZM58 67H59V66H58ZM58 67H57V68H58ZM60 67H61V66H60ZM66 67H67V64H66ZM88 67H89V66H88ZM91 67H93V66L91 65ZM91 67L89 68V70L92 69ZM105 67H106V66H105ZM105 67H104V68H105ZM115 67H116V66H115ZM146 67H147V65H146ZM152 67H153V65H152ZM155 67H156V66H155ZM207 67H208V66H207ZM212 67H213V66H212ZM8 68H10V67H8ZM12 68L15 69L16 67H15V68L12 67ZM18 68H19V67H18ZM23 68H24V66H23ZM37 68H40V67L38 66ZM41 68H42V67H41ZM49 68L51 69L50 66H49ZM49 68H47V69H49ZM53 68H54V67H53ZM57 68H56V70H57ZM63 68H65V66H64ZM67 68H68V67H67ZM107 68H108V67H107ZM107 68H106V70H107ZM109 68H111V66H110ZM113 68H114V67H113ZM120 68H121V66H120ZM128 68H129V67H128ZM140 68L142 69L143 66L140 67ZM149 68H150V67H149ZM199 68H200V67H199ZM209 68H211V67H209ZM19 69H20V68H19ZM21 69H22V68H21ZM32 69H33V68H32ZM45 69H46V68H45ZM47 69H46V70H47ZM87 69H88V68H87ZM123 69H124V68H123ZM129 69H130V68H129ZM146 69L148 70V68H146ZM146 69H145V70H146ZM154 69H155V68H154ZM154 69H153V70H154ZM157 69H159V68H157ZM157 69H156V70H157ZM202 69H203V67H202ZM206 69H207V68H205V70H206ZM214 69H215V68H213V70H214ZM56 70H54V72H55ZM65 70L67 71V69H65ZM68 70H69V69H68ZM74 70H75V69H74ZM76 70H77V69H76ZM78 70H79V69H78ZM95 70H97V72H98L99 68H98V69H95ZM104 70H105V69H104ZM108 70H110V69H108ZM114 70H115V69H114ZM121 70H122V69H121ZM121 70H120V71H121ZM176 70H177V69H176ZM179 70H181V69H179ZM191 70H192V69H191ZM191 70L189 69V71H191ZM18 71H19V70H18ZM29 71H30V70H29ZM37 71H38V70H37ZM51 71H53V70H51ZM85 71H86V70H85ZM91 71H92V70H91ZM118 71H119V70H118ZM118 71H114V72L116 73V72H118ZM122 71H123V70H122ZM124 71H125V70H124ZM124 71H123V75H124ZM131 71H132V70H131ZM133 71H134V70H133ZM136 71H137V69H136ZM142 71H143V70H142ZM184 71H185V70H184ZM215 71H217V68H216ZM47 72H48V71H47ZM54 72H52V74H53ZM56 72H58V71H56ZM56 72H55V73H56ZM64 72H65V71H64ZM74 72H75V71H74ZM74 72H73V73H74ZM78 72H79V75H80V70H79ZM78 72L76 71V74H77V75H78ZM81 72H82V70H81ZM87 72H89V71H87ZM93 72H95V71H93ZM101 72H103V71L101 70ZM104 72H105V71H104ZM127 72H128V69H127ZM138 72H139V71H138ZM138 72H136V73H138ZM143 72H144V71H143ZM143 72H141V73H143ZM191 72H192V71H191ZM191 72H190V74H191ZM201 72H202V71H201ZM206 72H207V71H206ZM230 72H231V71H230ZM5 73H7V71H6ZM10 73H11V72H10ZM12 73H13V72H12ZM69 73H70V72H69ZM82 73H84V72H82ZM175 73H176V72H175ZM186 73H187V72H186ZM194 73H195V72H194ZM210 73H211V72H210ZM210 73H209V74H210ZM1 74H2V73H1ZM49 74H50V73H49ZM63 74H64V73H62L61 76H63V78H64V75H63ZM66 74H67V75H65V77L68 76V73H66ZM86 74H87V73H86ZM88 74H90V72H89ZM93 74H94V73H93ZM95 74H96V73H95ZM97 74H99V72H98ZM102 74H103V73H102ZM110 74H112V73H110ZM138 74H139V73H138ZM183 74H185V73H183ZM190 74H189V75H190ZM216 74H217V73H216ZM227 74H229V73H227ZM231 74H232V73H231ZM8 75H9V74H8ZM40 75H41V74H40ZM57 75H59V74H57ZM74 75H75V74H74ZM77 75H75V76H73V77H71V78H74V77H76ZM83 75H85V74H83ZM83 75H82V76H83ZM91 75H92V73H91ZM100 75H101V74H99V77H100ZM126 75H127V74H126ZM129 75H130V74H129ZM185 75H186V74H185ZM189 75H188V76H189ZM206 75H207V74H206ZM214 75H215V74H214ZM214 75H213V76H214ZM218 75H219V74H218ZM5 76H6V75H5ZM9 76H11V75H9ZM46 76H47V75H46ZM61 76L59 75V77H61ZM70 76H71V75H70ZM92 76H93V75H92ZM97 76H98V75H97ZM101 76H102V75H101ZM139 76H140V75H138L137 77H139ZM146 76H148V74H147ZM191 76H192V75H191ZM204 76H205V75H204ZM215 76H216V75H215ZM1 77H2V76H1ZM6 77H7V76H6ZM15 77H16V76H15ZM18 77H20V76H18ZM59 77H57V78H59ZM88 77H89V75H88ZM90 77H91V76H90ZM95 77H96V76H95ZM107 77H108V76H107ZM109 77H110V76H109ZM122 77H123V76H122ZM124 77H125V75H124ZM124 77H123L122 79H124ZM130 77H131V76H130ZM137 77H136V78H137ZM201 77H202V75H201ZM3 78H4V77H3ZM9 78H10V77H9ZM16 78H17V77H16ZM47 78H48V76H47ZM50 78H51V76H50ZM52 78H54V77L52 76ZM52 78H51V79H52ZM63 78H61V79H63ZM85 78H87V77H85ZM91 78H93V77H91ZM125 78H127V76H126ZM136 78H135V79H136ZM144 78H145V77H144ZM149 78H150V77H149ZM149 78H147V79H149ZM188 78H190V77H188ZM191 78H193V76H192ZM198 78H199V77H198ZM212 78H213V77H212ZM216 78H217V77H216ZM216 78H215V79H216ZM218 78H219V77H218ZM220 78H221V77H220ZM7 79H8V78H7ZM11 79H13V78L11 77ZM11 79H10V80H11ZM44 79L46 80V78H44ZM54 79H55V78H54ZM66 79H67V78H66ZM76 79H77V78H75V83H76V81H77ZM79 79H80V78H79ZM82 79H83V77H82ZM110 79L112 80L111 77H110ZM110 79H109V80H110ZM127 79H129V78H127ZM127 79H126V80H127ZM137 79H139V78H137ZM141 79H143V78H141ZM150 79H151V78H150ZM215 79H214V80H215ZM13 80H17V79H13ZM13 80H12V81H13ZM41 80H42V79H41ZM45 80H44V81H45ZM58 80H59V79H58ZM68 80H69V79H68ZM85 80H87V79H85ZM94 80H95V79H94ZM103 80H104V79H103ZM103 80L101 79L100 81H103ZM109 80H108V81L106 80V81L109 82ZM114 80H116V78H115ZM131 80H133V79H131ZM202 80H203V78H202ZM204 80L207 81V79H204ZM210 80H211V79H210ZM19 81H20V80H19ZM19 81H18V82H19ZM44 81H43V82H44ZM60 81H62V80H60ZM64 81H66V80H64ZM64 81H62V82H64ZM83 81H84V79H83ZM92 81H93V80H92ZM122 81H123V80H122ZM124 81H125V80H124ZM138 81H139V80H138ZM142 81H143V80H142ZM0 82H1V80H0ZM15 82L17 83V81H15ZM57 82H58V81H57ZM71 82H72V81H71ZM71 82L69 81V82H67V83L70 84ZM81 82H82V81H81ZM93 82H94V81H93ZM104 82H105V80H104ZM104 82H103V84H104ZM111 82H112V81H111ZM120 82H121V81H120ZM126 82H127V81H125V83H126ZM129 82H131L130 79H129ZM133 82H134V81H133ZM136 82H137V81H136ZM143 82H145V81H143ZM170 82H172V81H170ZM170 82H169V83H170ZM204 82H205V81H204ZM215 82H216V81H214V83H215ZM218 82H219V81H218ZM222 82H223V81H222ZM2 83H5V82H2ZM6 83H7V82H6ZM8 83H10V82H8ZM20 83H21V82H20ZM45 83H46V82H45ZM47 83H49V82H47ZM50 83H51V82H50ZM85 83H86V81H85ZM87 83H88V82H87ZM97 83H98V82H97ZM99 83H100V82H99ZM113 83H114V81H113ZM134 83H135V82H134ZM140 83H141V82H140ZM169 83H168V84H169ZM178 83H179V81H178ZM210 83H212V82H210ZM216 83H217V82H216ZM11 84H12V83H11ZM35 84H36V83H35ZM80 84H81V83H80ZM103 84H102L101 86H103ZM109 84H110V82H109ZM109 84L107 83V85H109ZM119 84H121V83H119ZM122 84H123V83H122ZM122 84H121V85H122ZM141 84H142V83H141ZM147 84H148V83H147ZM165 84H166V83H165ZM165 84H164V85H165ZM170 84H171V83H170ZM205 84H207V83H205ZM205 84H204V85H205ZM8 85H9V84H8ZM13 85H14V84H13ZM13 85H12V86H13ZM22 85H23V84H22ZM40 85H41V83H40ZM66 85H67V84H66ZM70 85H71V84H70ZM76 85H77V84H76ZM76 85H74V87H75ZM98 85H99V84H98ZM104 85H105V84H104ZM107 85H106V86H107ZM123 85H124V84H123ZM123 85H122V86H123ZM138 85H139V83H138ZM161 85H162V84H160V86H161ZM204 85H203V86H204ZM214 85H216V84H214ZM31 86H32V85H31ZM33 86H34V85H33ZM35 86H36V85H35ZM41 86H42V85H41ZM83 86H85V85H83ZM88 86H89V84H88ZM101 86H100V87H101ZM124 86H126V85H124ZM127 86H128V84H127ZM142 86H143V85H142ZM178 86H179V85H178ZM197 86H198V85H197ZM205 86H206V85H205ZM205 86H204L203 88H205ZM207 86H209V85L207 84ZM207 86H206V88H207ZM58 87H59V86H58ZM64 87H65V86H64ZM66 87H69V86H66ZM72 87H73V86H71V88H72ZM74 87H73V88H74ZM86 87H87V85H86ZM107 87H108V86H107ZM109 87H110V89H111V85H110ZM137 87H138V86H137ZM165 87H166V86H165ZM180 87H181V86H180ZM180 87H178V89H179ZM195 87H196V86H195ZM199 87L201 88V84H200ZM212 87H214V86H212ZM0 88H1V86H0ZM3 88H4V87H3ZM28 88H29V87H28ZM35 88H36V87H35ZM49 88H50V87H49ZM54 88H55V87H54ZM78 88H79L78 90H80V87H78ZM84 88H85V87H84ZM104 88H105V87H104ZM132 88H133V87H132ZM141 88H142V87H141ZM162 88H164V86H162ZM191 88H192V87H191ZM206 88H205V89H206ZM14 89H15V88H14ZM16 89H18V88H16ZM25 89H26V88H25ZM25 89H24V90H25ZM85 89H86V88H85ZM88 89H90V88H88ZM101 89H102V88H101ZM139 89H140V88H139ZM142 89H144V88H142ZM147 89H148V88H147ZM158 89H161V87L158 88ZM193 89H194V86H193ZM211 89H212V88H211ZM215 89H216V86H215ZM2 90H3V89H2ZM26 90H27V89H26ZM98 90H99V88H98ZM104 90H105V89H104ZM104 90H103V91H104ZM165 90H166V88H165ZM176 90H177V89H176ZM176 90H175V91H176ZM191 90H192V89H191ZM199 90H200V89H199ZM11 91H12V90H11ZM18 91H19V90H18ZM18 91H17V93H18ZM38 91H39V89H38ZM38 91H37V92H38ZM40 91H42V90H40ZM45 91H46V90H45ZM61 91H62V90H61ZM64 91H65V89H64ZM70 91H73V90H70ZM76 91H77V89H76ZM76 91H75L74 93H76ZM82 91H84V90L82 89ZM93 91H95V90L91 89V91L88 90V92H87V90H86L85 92L89 93V92H93ZM109 91H110V90H109ZM111 91H112V90H111ZM128 91H129V90H128ZM140 91H141V90H140ZM143 91H145V90H143ZM150 91L152 92V90H150ZM150 91H149V92H150ZM158 91H159V90H158ZM160 91H161V90H160ZM160 91H159V92H160ZM206 91H207V90H206ZM214 91H215V90H214ZM3 92H5V91H3ZM20 92H21V91H20ZM23 92H24V91L22 90L21 93H23ZM32 92H33V91H32ZM42 92H43V91H42ZM46 92H47V91H46ZM51 92H52V91H51ZM57 92H58V91H57ZM65 92H66V91H65ZM105 92H107V91H105ZM133 92H134V91H133ZM133 92H132V95H133ZM165 92H166V91H165ZM176 92H177V91H176ZM176 92H175V94H176ZM183 92H184V91H183ZM192 92H193V91H192ZM208 92H209V91H208ZM13 93H14V92H13ZM13 93L10 94V95H13ZM15 93H16V92H15ZM17 93H16V94H17ZM30 93H31V92H29V94H30ZM48 93H49V92H47V94H48ZM68 93H69V91H68ZM77 93H78V92H77ZM87 93H86V94H87ZM127 93H128V92H127ZM127 93H126V94H127ZM162 93H163V92H162ZM167 93H168V92H167ZM169 93L171 94V91H170ZM169 93H168V95H169ZM178 93H179V90H178ZM220 93H221V92H220ZM18 94H19V93H18ZM23 94H24V93H23ZM36 94H37V93H36ZM63 94H64V92H63ZM63 94H62V95H63ZM66 94H67V93H66ZM92 94H94V93H92ZM165 94H166V93H165ZM165 94L163 93V95H165ZM181 94H182V93H181ZM181 94H179L178 98L175 96V97L177 98V100L179 99V97H180ZM183 94H184V93H183ZM10 95H9V96H10ZM32 95H35V94L32 93ZM32 95H31L30 98H32ZM40 95H41V94H40ZM45 95H46V94H45ZM71 95H72V94H71ZM73 95H74V94H73ZM75 95H76V94H75ZM77 95H78V94H77ZM83 95H84V94H83ZM98 95H99V94H98ZM100 95H101V94H100ZM127 95H128V94H127ZM159 95H160V94H159ZM168 95H167V98H168ZM65 96H66V95H65ZM65 96H64V97H65ZM94 96H97V95L95 94ZM101 96H102V95H101ZM101 96H100V97H101ZM105 96H106V95H105ZM125 96H126V95H125ZM133 96H134V95H133ZM133 96H131V97H133ZM171 96H172V95H171ZM184 96H188L187 99H189V97H190V96L187 95V94H185ZM184 96H183V97H184ZM220 96H221V95H220ZM0 97H1V95H0ZM16 97H17V95H16ZM68 97H69V95H68ZM76 97H77V96H76ZM76 97H75V98H76ZM80 97H81V96H79V97H77V98L80 99ZM85 97H86V95H85ZM169 97H170V96H169ZM175 97H174V98H175ZM30 98H29V99H30ZM36 98H37V97H36ZM75 98H74V99H75ZM91 98H92V97H91ZM91 98H90V99H91ZM103 98H104V97H103ZM123 98H124V97H123ZM125 98H126V97H125ZM128 98H130V97H128ZM128 98H127V99H128ZM171 98H172V97H171ZM51 99H52V98H51ZM66 99H67V98H66ZM71 99H73V98H71ZM71 99H70V100H71ZM81 99H82V98H81ZM100 99H101V98H100ZM100 99H99V100H100ZM172 99H173V98H172ZM20 100H21V99H20ZM20 100H19V101H20ZM22 100H24V99H22ZM26 100H27V99H26ZM26 100H25V101H26ZM40 100H41V99H40ZM64 100H65V99H64ZM82 100H83V99H82ZM84 100H85V99H84ZM177 100H176V101H177ZM181 100H182V98H181ZM183 100H185V99L183 98ZM19 101H18V102H19ZM25 101H24V102H25ZM28 101H29V100H28ZM37 101H38V100H37ZM80 101H81V100H80ZM124 101H125V99H124ZM124 101H123V102H124ZM178 101H179V100H178ZM186 101H187V100H186ZM186 101H185V102H186ZM20 102H22V101H20ZM24 102H23V103H24ZM30 102H31V100H30ZM64 102H65V101H64ZM69 102H70V101H69ZM71 102H72V100H71ZM85 102H86V101H85ZM89 102H90V101H89ZM89 102H88V103H89ZM91 102H92V101H91ZM94 102H95V101H94ZM131 102H132V101H131ZM183 102H184V101H183ZM188 102H189V100L186 102V104H187ZM10 103H12L11 100H10ZM26 103H27V102H26ZM50 103H51V102H50ZM50 103H49V105H50ZM56 103H57V101H56ZM56 103H54V104H56ZM97 103H98V102H97ZM124 103H126V102H124ZM180 103H181V102H180ZM12 104H13V103H12ZM15 104H16V103H15ZM27 104H28V103H27ZM34 104H35V103H34ZM42 104H43V103H42ZM57 104H58V103H57ZM83 104H84V103H83ZM83 104H81V105H83ZM9 105H10V104H9ZM19 105H20V103H19ZM37 105H38V104H37ZM63 105H64V104H63ZM63 105H61V106H63ZM71 105H74L73 102H72ZM71 105H68V104H67V106H71ZM88 105H89V104H88ZM91 105H92V104H91ZM91 105H90V106H91ZM95 105H96V104H95ZM97 105H99V104H97ZM182 105H183V104H182ZM187 105H188V104H187ZM187 105H186V106H187ZM22 106H24V105L22 104ZM27 106H28V105H27ZM54 106H55V105H54ZM58 106H59V104L57 105V107H58ZM93 106H94V105H93ZM10 107H12V106L10 105ZM41 107H42V105H41ZM47 107H49V106H47ZM65 107H66V105H65ZM77 107H78V106H77ZM82 107H83V106H82ZM96 107H97V106H96ZM96 107H95V109H96ZM124 107H125V106H124ZM180 107H181V106H180ZM180 107H179V108H180ZM184 107H185V106H184ZM7 108H8V107H7ZM16 108H17V107H16ZM21 108H24V107H21ZM33 108H34V107H33ZM37 108H38V107H37ZM43 108H44V107H43ZM50 108H51V106H50ZM58 108H59V107H58ZM69 108H70V107H69ZM85 108H86V107H85ZM88 108L90 109V107H88ZM92 108H93V107H92ZM179 108H178V109H179ZM181 108L183 109V107H181ZM35 109H36V108H35ZM40 109H41V108H40ZM45 109H46V108H45ZM70 109H71V108H70ZM72 109H73V108H72ZM74 109H75V108H74ZM95 109H94V111H95ZM102 109H103V108H102ZM104 109H105V108H104ZM174 109H175V108H174ZM1 110H2V109H1ZM6 110H7V109H6ZM6 110H5V111H6ZM13 110H14V108H13ZM20 110H21V109H20ZM54 110H56V109H54ZM66 110H69V109H66ZM96 110H97V109H96ZM118 110H119V109H117V111H118ZM120 110H122V108H120ZM120 110H119V111H120ZM170 110H171V109H170ZM176 110H177V109H176ZM176 110H175V111H176ZM8 111H9V110H8ZM23 111H24V110H23ZM38 111H39V110H38ZM38 111H37V113H38ZM56 111H57V110H56ZM59 111H60V110H59ZM62 111H63V110H62ZM71 111H72V110H71ZM78 111H79V110H78ZM84 111H85V109H84ZM98 111H99V110H98ZM98 111H97V112H98ZM109 111H110V110H109ZM187 111H188V110H186V112H187ZM236 111H237V110H236ZM48 112H49V111H48ZM102 112H103V111H102ZM120 112H121V111H120ZM180 112H182V111H180ZM180 112H178V113H180ZM183 112H184V111H183ZM5 113H7V112H5ZM9 113H10V111H9ZM24 113H25V111H24ZM66 113H67V112H66ZM66 113H64V114H66ZM68 113H69V112H68ZM70 113H71V112H70ZM75 113H76V111H75ZM80 113H81V111H80ZM89 113H90V111H89ZM89 113H87V114H89ZM123 113H124V112H123ZM164 113H165V111H164ZM169 113H170V112H169ZM58 114H59V113H58ZM76 114H78V113H76ZM76 114H75V115H76ZM83 114H84V112H83ZM95 114H96V112H95ZM101 114H102V113H101ZM107 114H108V113H107ZM118 114H119V113H118ZM121 114H122V113H121ZM160 114H162V113H160ZM170 114H172V113H170ZM174 114H175V113H174ZM174 114H173V115H174ZM2 115H3V114H2ZM10 115H11V113H10ZM12 115H13V114H12ZM28 115H29V114H28ZM37 115H38V114H37ZM37 115H36V116H37ZM51 115H52V113H51ZM61 115L63 116L62 113H60V116H61ZM80 115H82V114H80ZM80 115H79V116H80ZM102 115H104V114H102ZM123 115H124V114H123ZM175 115H178V114H175ZM180 115H181V114H179V116H180ZM184 115H185V114H184ZM184 115L182 114V116H184ZM7 116H8V115H7ZM7 116L4 115V117H7ZM13 116H14V115H13ZM16 116H17V115H16ZM18 116H19V115H18ZM31 116H32V115H31ZM34 116H35V115H34ZM55 116H56V115H55ZM55 116H54V117H55ZM58 116H59V115H57V117H58ZM62 116H61V117H62ZM64 116H65V115H64ZM104 116H105V115H104ZM114 116H115V114H114ZM119 116H120V115H119ZM146 116H149V115H146ZM164 116H166V115H163V117H164ZM243 116H244V115H243ZM245 116H249V115H245ZM8 117H9V116H8ZM20 117H21V116H20ZM24 117H25V115L23 116V118H24ZM29 117H30V116H29ZM32 117H33V116H32ZM61 117H59V119H60ZM71 117H72V116H71ZM75 117H76V116H75ZM89 117H90V115H89ZM91 117H92V116H91ZM96 117H97V115H96ZM98 117H99V116H98ZM105 117H106V116H105ZM123 117H124V116H123ZM123 117H122V118H123ZM144 117H145V116H144ZM241 117H242V116H241ZM249 117H250V116H249ZM0 118H1V117H0ZM30 118H31V117H30ZM66 118H67V117H66ZM69 118H70V117H69ZM76 118H77V117H76ZM76 118H74V119H76ZM92 118H93V117H92ZM94 118H95V117H94ZM108 118H109V117H108ZM158 118H159V117H158ZM175 118H176V117H175ZM246 118H247V117H246ZM6 119H7V118H6ZM24 119H25V118H24ZM27 119H28V118H27ZM46 119H48V118H46ZM54 119H55V118H54ZM64 119H65V118H64ZM87 119H88V118H86V120H87ZM90 119H91V118H90ZM99 119H100V118H99ZM167 119H168V121H169V118H168V117H167ZM176 119H177V118H176ZM243 119H244V118H243ZM61 120H62V119H61ZM65 120H66V119H65ZM77 120L79 121L80 119H77ZM83 120H84V119H83ZM83 120H82V121H83ZM86 120H85V121H86ZM106 120H107V119H106ZM112 120H113V119H112ZM121 120H122V119H121ZM148 120H149V119H148ZM159 120H160V119H159ZM174 120H175V119H174ZM241 120H242V119H241ZM244 120H246V119H244ZM5 121H6V120H5ZM55 121H56V120H55ZM82 121H81V122H82ZM85 121H84V122H85ZM97 121H98V120H97ZM110 121H111V120H110ZM168 121H166V122H168ZM7 122H8V121H7ZM20 122H21V121H20ZM23 122H24V121H23ZM39 122H40V121H39ZM64 122H65V121H64ZM76 122H77V121H76ZM79 122H80V121H79ZM84 122H82V123H84ZM89 122L93 123L94 121L92 122V121L89 120ZM100 122H101V121H100ZM107 122H109V121H107ZM177 122H178V120H177ZM244 122H247V121H243V123H244ZM15 123H16V122H15ZM17 123H18V122H17ZM28 123H29V122H28ZM28 123H27V124H28ZM37 123H38V122H37ZM43 123H44V122H43ZM101 123H102V122H101ZM121 123L123 124V122H121ZM162 123H163V122H162ZM0 124H1V123H0ZM35 124H36V123H35ZM55 124H56V123H55ZM65 124H66V123H65ZM98 124H99V123H98ZM98 124H97V125H98ZM118 124H119V123H118ZM144 124H145V123H144ZM146 124H147V123H146ZM148 124H149V121H148ZM152 124H153V123H152ZM165 124H166V123H165ZM1 125H2V124H1ZM1 125H0V126H1ZM12 125H13V122H12ZM12 125H11V126H12ZM17 125H19V124H17ZM17 125H16V126H17ZM31 125H32V124H31ZM39 125H40V124H39ZM39 125H38V126H39ZM43 125H46V124H43ZM56 125H57V124H56ZM67 125H69V124H67ZM89 125H90V124H89ZM89 125H87V126L89 127ZM93 125H95V124H93ZM100 125H102V124H100ZM112 125H113V124H112ZM112 125H111V126H112ZM116 125H117V124H116ZM116 125H115V126H116ZM119 125H120V124H119ZM142 125H143V124H142ZM2 126H3V125H2ZM6 126H8V125H6ZM24 126H25V125H24ZM34 126H35V125H34ZM34 126H33V127H34ZM38 126H36V127H38ZM76 126H78V125H76ZM81 126H82V124H81ZM84 126H85V124H84ZM104 126H105V125H103L102 127H104ZM140 126H141V125H140ZM143 126H144V125H143ZM145 126H146V125H145ZM147 126H148V125H147ZM154 126H155V125H154ZM154 126H153V128H155ZM162 126H163V125H162ZM167 126H168V125H167ZM36 127H35V128H36ZM40 127H41V125H40ZM49 127H50V126H49ZM69 127H70V125H69ZM69 127H68V128H69ZM92 127H93V126H92ZM165 127H166V126H165ZM12 128H13V127H12ZM45 128H47V127L45 126ZM55 128H56V127H55ZM82 128H83V127H82ZM82 128H81V131H82V130H85V129H82ZM86 128H87V127H86ZM89 128H91V126H90ZM112 128H113V126H112ZM142 128H143V127H142ZM162 128H163V127H162ZM0 129H2V128H0ZM17 129H18V128H17ZM76 129H77V128H76ZM76 129H75V130H76ZM79 129H80V128H79ZM87 129H88V128H87ZM99 129H100V128H98V130H99ZM166 129H167V128H166ZM168 129H169V128H168ZM22 130H23V129H22ZM36 130H37V129H36ZM65 130H68V129H65ZM92 130H93V129H92ZM134 130H135V129H134ZM134 130H133V131H134ZM244 130H245V129H244ZM8 131H9V130H8ZM13 131H14V128H13ZM37 131H38V130H37ZM55 131H56V130H55ZM63 131H64V130H63ZM70 131H71V130H70ZM72 131H73V130H72ZM94 131H95V130H94ZM6 132H7V131H6ZM38 132H39V131H38ZM56 132H57V135H58V131H56ZM56 132H54V133H56ZM66 132H67V131H66ZM78 132H79V130H78ZM0 133H1V132H0ZM4 133H5V131H4ZM7 133H9V132H7ZM7 133H6V134H7ZM12 133H13V132H12ZM19 133H20V132H19ZM40 133H41V132H40ZM70 133H72V132H70ZM136 133H137V132H136ZM166 133H168V132H166ZM17 134H18V133H17ZM20 134H21V133H20ZM22 134H23V132H22ZM33 134H34V133H33ZM64 134H65V133H64ZM76 134H78V133H76ZM79 134H80V133H79ZM81 134H83V133L81 132ZM85 134H86V133H85ZM85 134H84V135H85ZM93 134H95V136H96V133H93ZM1 135H2V133H1ZM11 135H12V134H10V136H11ZM45 135H46V133H45ZM50 135H51V134H50ZM62 135H63V133H62ZM71 135H73V134H71ZM87 135H88V134H87ZM2 136H3V135H2ZM13 136H14V135H13ZM19 136H20V135H19ZM38 136H39V135H38ZM73 136H74V135H73ZM90 136H91V134H90ZM105 136H106V135H105ZM23 137H24V136H22V138H23ZM28 137H29V136H28ZM88 137H89V135H88ZM88 137H87V138H88ZM101 137H104V136H101ZM173 137H174V136H173ZM7 138H8V136H7ZM11 138H12V137H11ZM25 138H26V137H25ZM37 138H38V137H37ZM74 138H75V137H74ZM74 138H73V139H74ZM78 138H79V137H78ZM83 138H84V137H83ZM166 138H169V137L166 136ZM8 139H9V138H8ZM13 139H14V137H13L11 140H13ZM19 139H20V138H18V140H19ZM31 139H32V138H31ZM38 139H39V138H38ZM63 139H64V138H63ZM65 139H66V137H65ZM173 139H174V138H173ZM16 140H17V138H16ZM41 140H42V138H41ZM85 140H86V139H85ZM134 140H135V139H134ZM3 141H5V140L3 139ZM31 141H32V140H31ZM36 141H37V140H36ZM48 141H50V140H48ZM48 141H47V142H48ZM58 141H59V140H58ZM82 141H84V140H82ZM82 141H79V142H82ZM87 141H91V140H87ZM87 141H86V143H87ZM19 142H20V141H19ZM21 142H22V141H21ZM23 142H24V139H23ZM39 142H40V141H39ZM43 142H44V141L42 140V143H43ZM47 142H46V144H47ZM64 142H66V141H64ZM75 142H76V141H75ZM12 143H14V142H12ZM48 143H49V142H48ZM69 143H70V142H69ZM76 143H78V142H76ZM39 144H40V143H39ZM50 144H51V143H50ZM54 144H55V143H54ZM65 144H66V143H65ZM70 144H71V143H70ZM90 144H91V142H90ZM10 145H11V144H10ZM17 145H18V144H17ZM25 145H27V144H25ZM47 145H48V144H47ZM56 145H57V144H56ZM62 145H63V144H62ZM73 145H74V143H73ZM73 145H72V146H73ZM77 145H78V144H77ZM91 145H92V144H91ZM6 146H7V144H6ZM14 146H15V145H14ZM32 146H33V145H32ZM84 146H85V148H86V145H84ZM84 146H83V147H84ZM3 147H4V146H3ZM12 147H13V145H12ZM12 147H11V148H12ZM30 147H31V146H30ZM33 147H34V146H33ZM33 147H32V148H33ZM45 147H46V146H45ZM87 147H88V144H87ZM0 148H1V146H0ZM40 148H42V147H40ZM55 148H56V147H55ZM58 148H59V147H58ZM60 148H61V147H60ZM79 148H80V147H79ZM2 149H3V148H2ZM7 149H9V148H7ZM42 149H43V148H42ZM61 149H62V148H61ZM72 149H74V148H72ZM76 150H77V149H76ZM89 150H90V149H89ZM97 150H98V149H97ZM1 151H2V150H1ZM4 151H5V150H3V152H4ZM38 151H39V150H38ZM46 151H47V149H46ZM54 151H55V150H54ZM83 151H84V150H83ZM87 151H88V150H87ZM87 151H86V152H87ZM99 151H100V150H99ZM7 152H8V151H7ZM18 152H19V151H18ZM40 152H42V151H40ZM40 152H39V153H40ZM44 152H45V151H44ZM59 152H62V150L59 151ZM92 152H93V151H92ZM11 153H12V152H11ZM29 153H31V152H29ZM39 153H38V154H39ZM48 153H49V152H48ZM48 153H47V155H48ZM51 153H53V152H51ZM78 153H79V152H78ZM82 153H83V152H82ZM82 153H81V154H82ZM84 153H85V151H84ZM89 153H90V152H89ZM9 154H10V153H9ZM15 154H16V153H15ZM25 154H26V153H25ZM43 154H44V153H43ZM62 154H63V152H62ZM68 154H69V153H68ZM76 154H77V153H76ZM90 154H92V153H90ZM90 154L88 155V157H89V156L91 157ZM121 154H122V153H121ZM11 155H12V154H11ZM31 155H32V154H31ZM31 155H30V156H31ZM52 155H53V154H52ZM82 155H83V154H82ZM99 155H100V152H99ZM0 156H1V154H0ZM2 156H3V155H2ZM4 156H5V155H4ZM27 156L29 157V154H28ZM49 156H50V154H49ZM56 156H57V155H56ZM58 156H59V155H58ZM58 156H57V157H58ZM67 156H68V155H67ZM72 156H74V155H72ZM79 156H80V155H79ZM21 157H22V156H21ZM31 157H33V156H31ZM38 157H39V156H38ZM61 157H62V155H61ZM68 157H69V156H68ZM74 157H75V156H74ZM80 157H81V156H80ZM93 157H94V156H93ZM93 157H92V158H93ZM6 158H7V157H6ZM17 158H18V157H17ZM19 158H20V157H19ZM51 158H52V157H51ZM51 158H50V159H51ZM72 158H73V157H72ZM100 158H101V157H100ZM24 159H26V156H25ZM36 159H37V158H35V160H36ZM46 159H47V158H46ZM48 159H49V158H48ZM86 159H87V157H86ZM93 159H94V158H93ZM146 159H147V158H146ZM13 160H15V159H13ZM18 160H20V159H18ZM29 160H30V159H29ZM37 160H38V159H37ZM37 160H36V161H37ZM39 160H41V159H39ZM64 160H66V159H64ZM9 161H10V160H9ZM15 161H16V160H15ZM30 161H31V160H30ZM33 161H34V160H33ZM48 161H49V160H48ZM48 161H46V162H48ZM146 161H147V160H146ZM6 162H7V161H6ZM22 162L25 163V161H22ZM31 162H32V161H31ZM59 162H60V161H59ZM67 162H69V161H67ZM67 162H66V163H67ZM74 162H75V161H74ZM78 162H79V161H78ZM2 163H4V162H2ZM20 163H21V161H20ZM29 163H30V162H29ZM54 163H55V162H54ZM84 163H85V162H84ZM147 163H148V162H147ZM9 164H11V163H9ZM43 164H44V163H43ZM55 164L58 165V164H60V163H55ZM81 164H82V163H81ZM89 164H90V163H89ZM23 165H25V164H23ZM29 165H30V166H29ZM29 165H28V166H29L30 169H31V164H29ZM37 165H38V164H37ZM44 165H45V164H44ZM68 165H69V164H68ZM96 165H97V164H96ZM2 166H3V165H2ZM16 166H17V165H16ZM20 166H21V165H20ZM33 166H34V165H33ZM46 166H47V165H46ZM83 166H84V165H83ZM144 166H145V165H144ZM12 167L14 168L15 166H12ZM17 167H18V166H17ZM42 167H43V166H42ZM47 167H48V166H47ZM49 167H50V166H49ZM56 167H57V166H56ZM63 167H64V166H63ZM63 167H62V168H63ZM68 167H69V166H68ZM5 168H6V170H7L6 164H5ZM8 168H9V167H8ZM26 168H27V167H26ZM32 168H33V167H32ZM40 168H41V167H40ZM40 168H39V169H40ZM76 168H77V166H76ZM137 168H138V167H137ZM137 168H136V169H137ZM14 169H15V168H14ZM18 169H19V167H18ZM21 169H22V168H21ZM42 169H43V168H42ZM54 169H55V168H54ZM79 169H81V168L79 167ZM0 170H2V169H0ZM43 170H44V169H43ZM55 170H56V169H55ZM55 170H54V173H55ZM62 170H63V169H62ZM75 170H76V169H75ZM85 170H86V168H85ZM9 171H10V170H9ZM23 171H24V170H23ZM35 171H36V170H35ZM40 171H41V169H40ZM46 171H48V170H46ZM130 171H131V170H130ZM130 171H129V172H130ZM4 172H5V171H4ZM19 172H20V171H19ZM19 172H18V173H19ZM21 172H22V171H21ZM49 172H50V171H49ZM51 172H52V171H51ZM62 172H63V171H62ZM72 172H73V170H72ZM81 172H83V171H81ZM88 172H90V171H88ZM131 172H132V171H131ZM30 173H31V172H30ZM33 173H34V172H33ZM45 173H46V172H45ZM54 173H52V174H54ZM67 173H68V171H67ZM67 173H66V174H67ZM73 173H74V172H73ZM84 173H85V172H84ZM93 173H95V172H93ZM135 173H136V171H135ZM2 174H3V173H2ZM27 174H28V173H27ZM27 174H26V175H27ZM37 174H38V173H37ZM48 174H49V173H48ZM75 174H77V173H75ZM201 174H202V173H201ZM226 174H227V173H226ZM9 175H10V174H9ZM11 175H12V174H11ZM50 175H51V174H50ZM62 175H63V173H62ZM80 175H82V174H80ZM86 175H87V174H85V180H86V177H87L89 174H88L87 176H86ZM12 176H13V175H12ZM15 176H16V175H14V177H15ZM32 176H33V175H32ZM52 176H53V175H52ZM55 176H56V175H55ZM73 176H74V175H73ZM92 176H93V175H92ZM92 176H91V177H92ZM167 176H168V175H167ZM2 177H4V176H2ZM5 177H6V176H5ZM16 177H17V176H16ZM16 177H15V178H16ZM35 177H36V176H35ZM41 177H42V176H41ZM41 177H40V178H41ZM47 177H48V176H47ZM47 177L45 176V178H47ZM57 177H58V176H57ZM64 177H65V176H64ZM67 177H68V176H67ZM71 177H72V176H71ZM158 177H159V176H158ZM180 177H181V176H180ZM20 178H21V177H20ZM31 178H32V177H31ZM38 178H39V177H38ZM38 178H37V179H38ZM52 178H53V177H52ZM54 178H55V177H54ZM60 178H62V177L60 176ZM92 178H93V177H92ZM95 178H96V177H95ZM95 178H94V179H95ZM17 179H18V178H17ZM24 179H26V178H24ZM37 179H36L35 181H37ZM83 179H84V177H83ZM83 179H82V180H83ZM163 179H164V178H163ZM5 180H6V178H5ZM12 180H13V179H12ZM19 180H20V179H19ZM48 180H49V179H48ZM78 180H79V179H78ZM15 181H16V180H15ZM20 181H21V180H20ZM25 181H27V180H25ZM49 181H50V180H49ZM74 181H75V180H74ZM92 181H94V180H91V182H92ZM95 181H97V180H95ZM3 182H4V178H3ZM17 182H18V181H17ZM28 182H29V180H28ZM30 182H31V181H30ZM39 182H41V181H39ZM42 182H43V181H42ZM56 182L58 183V181H56ZM60 182H61V181H60ZM77 182H78V181H77ZM85 182H86V181H85ZM22 183H23V182H22ZM36 183H37V182H36ZM43 183H44V182H43ZM47 183H49V182H47ZM57 183H56V185H57ZM73 183H74V182H73ZM75 183H76V182H75ZM86 183L89 184L90 182H86ZM94 183H96V182H94ZM208 183H209V182H208ZM0 184H1V183H0ZM32 184H33V183H32ZM39 184H40V183H39ZM83 184H84V183H83ZM90 184H91V183H90ZM97 184H98V183H96V186H97ZM10 185H11V184H10ZM12 185H14V184H12ZM28 185H29V184H28ZM30 185H31V184H30ZM42 185H43L42 187H44V184H42ZM45 185H46V183H45ZM47 185H48V184H47ZM74 185H75V184H74ZM14 186H15V185H14ZM16 186H17V185H16ZM23 186H24V185H23ZM34 186H35V185H34ZM61 186H62V185H61ZM72 186H73V184H72ZM75 186H76V185H75ZM88 186H89V185H88ZM17 187H18V186H17ZM20 187H22V186L19 185V188H20ZM37 187H40V186H37ZM52 187H53V186H52ZM63 187H64V186H63ZM63 187H61V188H63ZM65 187H66V186H65ZM90 187H91V186H90ZM0 188H1V187H0ZM14 188H16V187H14ZM40 188H41V187H40ZM53 188H54V187H53ZM70 188H71V187H70ZM73 188H75V187H73ZM77 188H78V187H76V191L78 190ZM99 188H100V187H99ZM101 188H102V187H101ZM20 189H21V188H20ZM59 189H60V188H59ZM65 189L68 190L67 187H66ZM65 189H64V190H65ZM83 189H84V187H83ZM88 189H89V188H88ZM6 190H7V189H6ZM8 190H9V189H8ZM37 190H39V189H37ZM62 190H63V189H62ZM62 190H61V191H62ZM73 190H74V189H73ZM84 190H85V189H84ZM84 190H83V191H84ZM89 190H90V189H89ZM91 190H92V189H91ZM104 190H105V189H104ZM206 190H207V189H206ZM17 191H19L18 188H17ZM71 191H72V190H71ZM71 191H70V192H71ZM79 191H80V190H79ZM83 191H82V192H83ZM102 191H103V190H102ZM11 192H12V191H11ZM11 192H10V193H11ZM13 192H14V191H13ZM37 192H38V191H37ZM40 192H41V191H40ZM55 192H56V190H55ZM55 192H53V193H55ZM57 192H58V191H57ZM57 192H56V194H57ZM203 192H204V191H203ZM203 192H201V193L203 194ZM2 193H3V192H2ZM2 193H0V194H2ZM6 193H7V192H6ZM17 193H18V192H17ZM22 193H24V192H22ZM32 193H33V192H32ZM84 193H85V192H83V194H84ZM204 193H206V192H204ZM3 194H4V193H3ZM7 194H8V193H7ZM26 194H27V191H26ZM33 194H34V193H33ZM33 194H32V195H33ZM37 194H38V193H37ZM76 194H77V193H75V195H76ZM87 194H88V193H87ZM160 194H161V193H160ZM12 195H13V194H12ZM17 195H18V194H17ZM20 195H21V194H20ZM23 195H24V194H23ZM59 195H60V194H59ZM75 195H74V196H75ZM98 195H99V194H98ZM136 195H137V194H136ZM10 196H11V195H10ZM24 196H26V199H27V195H24ZM54 196L56 197V195H54ZM65 196H66V194H65ZM71 196H72V195H71ZM76 196H77V195H76ZM88 196H89V194H88ZM101 196H103V195H101ZM104 196H105V195H104ZM15 197H16V196H15ZM30 197H32V196H30ZM52 197H53V196H52ZM83 197H84V196H83ZM117 197H118V196H117ZM134 197H135V196H134ZM183 197H184V196H183ZM10 198H11V197H10ZM64 198H65V197H64ZM104 198H105V197H104ZM113 198H114V197H113ZM120 198H121V197H120ZM120 198H118V199H120ZM190 198H191V197H190ZM190 198H189V199H190ZM209 198H210V197H209ZM5 199H6V198H5ZM17 199H18V198H17ZM19 199H20V198H19ZM19 199H18V200H19ZM30 199H32V198H30ZM78 199H79V198H78ZM106 199H107V197H106ZM114 199H115V198H114ZM116 199H117V198H116ZM182 199H183V198H182ZM2 200H3V199H2ZM6 200H7V199H6ZM49 200H50V199H49ZM79 200H80V199H79ZM82 200H83V199H82ZM195 200L197 201L198 199H195ZM26 201H27V200H26ZM29 201H30V200H29ZM46 201H47V200H46ZM88 201H89V200H88ZM185 201H186V200H185ZM188 201H189V200H188ZM83 202H84V201H82V203H83ZM106 202H107V201H106ZM121 202L124 203L123 201H121ZM150 202H151V201H150ZM186 202H187V201H186ZM87 203H88V202H87ZM147 203H148V202H147ZM147 203H146V204H147ZM171 203H172V202H171ZM174 203H175V202H173V204H174ZM178 203H179V202H178ZM178 203H177V204H178ZM180 203H181V202H180ZM180 203H179V204H180ZM190 203H191V202H190ZM199 203H200V201H199ZM1 204H2V203H1ZM36 204H37V203H36ZM36 204H34V205H36ZM90 204H93V203L91 202ZM90 204H88V205H90ZM118 204H119V203H118ZM118 204H117V205H118ZM166 204H167V203H166ZM179 204H178V205H179ZM207 204H208V203H207ZM6 205H8V204H6ZM29 205H30V204H29ZM38 205H39V204H38ZM60 205H61V204H60ZM82 205H83V207H84V204H82ZM85 205H86V204H85ZM95 205H96V204L94 203V206H95ZM126 205H127V204H125V206H126ZM153 205H154V204H153ZM167 205H168V204H167ZM178 205H176V207H178ZM188 205H190V204L188 203ZM195 205H196V204H195ZM221 205H223V203H222ZM236 205H237V204H236ZM17 206H19V205H17ZM57 206H58V205H57ZM94 206H93V208H94ZM123 206H124V204H123ZM171 206H172V205H171ZM171 206H170V207H171ZM184 206H185V205H184ZM186 206H187V205H186ZM210 206H211V205H210ZM226 206H227V205H226ZM240 206H241V205H240ZM8 207H9V206H8ZM15 207H16V206H15ZM31 207H32V206H31ZM31 207H28V208L31 209ZM41 207H42V206H41ZM43 207H44V206H43ZM96 207H97V206H96ZM128 207H129V206H128ZM150 207H151V206H150ZM180 207H181V206H180ZM180 207H179V208H180ZM182 207H183V206H182ZM187 207H188V206H187ZM197 207H199V206H197ZM202 207L205 209V206H202ZM211 207H212V206H211ZM235 207H237V206H235ZM245 207H247V206H245ZM256 207H257V206H256ZM21 208H22V207H21ZM36 208H37V207H36ZM45 208H46V207H45ZM47 208H48V207H47ZM125 208L127 209V207H125ZM200 208H201V207H200ZM200 208H199V209H200ZM212 208H214V207H212ZM216 208H217V207H216ZM14 209H15V208H14ZM17 209H18V208H17ZM19 209H20V208H19ZM24 209H25V208H24ZM43 209H44V208H43ZM58 209H59V208H58ZM87 209H88V208H87ZM97 209H98V208H97ZM118 209H119V208H118ZM129 209H130V207L128 208V211H129ZM167 209H168V208H167ZM175 209H176V208H175ZM214 209H215V208H214ZM231 209H232V208H231ZM31 210H32V209H31ZM91 210H93V209H91ZM122 210H123V209H122ZM130 210H131V209H130ZM209 210H210V209H209ZM211 210H212V209H211ZM228 210H229V209H228ZM17 211H18V210H17ZM21 211H22V210H21ZM53 211H54V210H53ZM96 211L98 212V210H96ZM113 211H114V210H113ZM119 211H120V210H119ZM119 211H118V212H119ZM163 211H165V209H164ZM170 211H171V210H170ZM183 211H184V209H183ZM242 211H244V210L242 209ZM13 212H14V210H13ZM109 212H110V211H109ZM111 212H112V209H111ZM151 212H153V210H152ZM233 212H234V211H233ZM237 212H238V211H237ZM263 212H264V211H263ZM24 213H25V212H24ZM26 213H27V212H26ZM35 213H36V211H35ZM35 213H34V215H35ZM52 213H54V212H52ZM125 213H127V212H125ZM155 213H156V212H155ZM162 213H163V212H162ZM162 213H161V215H163ZM185 213H187V212L185 211ZM206 213H207V212H206ZM238 213H239V212H238ZM21 214H22V213H21ZM100 214H101V213H100ZM105 214H106V213H105ZM105 214L103 213V215H105ZM113 214H114V212H113ZM116 214H117V213H116ZM171 214H172V213H171ZM201 214H202V213H201ZM0 215H1V214H0ZM12 215H13V214H12ZM12 215H11V216H12ZM53 215H54V214H53ZM55 215H56V214H55ZM55 215H54V216H55ZM150 215H151V214H150ZM159 215H160V214H159ZM172 215H173V214H172ZM172 215H171V217H172ZM188 215H189V214H188ZM190 215H191V214H190ZM202 215H203V214H202ZM204 215L207 216L206 214H204ZM215 215H216V214H215ZM239 215H240V213H239ZM28 216H31V215H28ZM110 216H111V214H110ZM117 216H118V215H117ZM119 216H120V215H119ZM155 216H156V215H155ZM168 216H169V215H168ZM193 216H194V215H193ZM193 216H192V217H193ZM196 216H197V215H196ZM199 216H200V214H199ZM217 216H218V215H217ZM233 216H234V215H233ZM64 217H65V216H64ZM123 217H124V216H122V218H123ZM125 217H126V216H125ZM125 217H124V218H125ZM161 217H162V216H161ZM175 217H176V214H175ZM178 217H181V216H178ZM188 217H189V216H188ZM194 217H195V216H194ZM194 217H193V218H194ZM202 217H203V216H202ZM29 218H30V217H29ZM31 218H32V217H31ZM104 218H107V217H104ZM122 218H121V219H122ZM163 218H164V217H163ZM190 218H191V217H190ZM17 219H18V218H17ZM168 219H169V218H168ZM170 219H171V218H170ZM181 219H182V218H181ZM181 219H179V220H181ZM183 219H184V218H183ZM199 219H200V218H199ZM199 219H198V220H199ZM9 220H10V219H9ZM18 220H19V219H18ZM162 220H163V219H162ZM171 220H172V219H171ZM175 220H176V219H175ZM177 220H178V218H177ZM186 220H187V219H186ZM188 220H189V219H188ZM203 220H204V219H203ZM6 221H8V220H6ZM124 221H125V220H124ZM150 221H151V220H150ZM152 221H153V220H152ZM163 221H164V220H163ZM182 221H183V220H182ZM189 221H190V220H189ZM199 221H200V220H199ZM8 222H9V221H8ZM16 222H17V221H16ZM21 222H22V221H21ZM164 222H165V221H164ZM164 222H163V223H164ZM173 222H174V221H173ZM187 222H188V221H187ZM187 222H186V223H187ZM114 223H115V222H114ZM117 223H118V222H117ZM153 223H154V221H153ZM163 223H162V224H163ZM167 223H168V222H167ZM176 223H177V221H176ZM198 223H199V222H198ZM6 224H7V223H6ZM6 224H5V226H6ZM12 224H13V223H12ZM15 224H16V223H15ZM17 224H18V223H17ZM20 224H21V223H20ZM141 224H142V223H141ZM150 224H152V223L149 222V225H150ZM164 224H165V223H164ZM178 224H180V223H178ZM178 224H177V226H178ZM181 224H182V223H181ZM188 224H189V223H188ZM193 224H194V223H193ZM193 224H192V225H193ZM215 224H216V223H215ZM254 224H255V223H254ZM8 225H9V224H8ZM21 225H23V224H21ZM25 225H26V224H25ZM29 225H30V224H29ZM32 225H33V223H32ZM117 225H118V224H117ZM138 225H139V224H138ZM147 225H148V224H147ZM147 225H146V226H147ZM189 225H190V224H189ZM198 225H199V224H198ZM200 225H201V224H200ZM10 226H11V225H10ZM16 226H17V225H16ZM118 226H119V225H118ZM131 226H132V225H131ZM150 226H151V225H150ZM156 226H157V224H156ZM169 226H170V225H169ZM183 226H184V225H183ZM190 226H191V225H190ZM194 226H195V225H194ZM1 227H2V226H1ZM20 227H21V226H20ZM132 227H133V226H132ZM154 227H155V226H154ZM171 227H173V226H171ZM203 227H204V226H203ZM25 228H26V226H25ZM135 228H136V227H135ZM141 228H142V226H141ZM141 228H140V230H141ZM146 228H147V227H145V229H146ZM1 229H2V228H1ZM14 229H15V227H14ZM18 229H20V228H18ZM132 229H133V228H132ZM145 229H143V230H145ZM147 229H148V228H147ZM147 229H146V230H147ZM175 229H177V228H175ZM246 229H247V228H246ZM120 230H122V229H120ZM153 230H154V228H153ZM168 230H169V229H168ZM187 230L189 231L190 229H187ZM191 230H193V229H191ZM4 231H6V230H4ZM28 231H29V230H28ZM171 231H172V229H171ZM193 231H194V230H193ZM202 231H203V230H202ZM204 231H205V229H204ZM204 231H203V232H204ZM1 232H2V231H1ZM1 232H0V233H1ZM23 232H24V231H23ZM23 232H22V235H23ZM30 232H31V231H30ZM33 232H34V231H33ZM141 232H142V231H141ZM152 232H153V231H152ZM203 232H202V233H203ZM251 232H252V231H251ZM124 233H125V232H124ZM147 233H148V232H147ZM190 233H191V231H190ZM202 233H201V235H202ZM207 233H208V232H207ZM261 233H262V231H261V232H258V235L260 236ZM31 234H32V232H31ZM139 234H141V233H139ZM142 234H143V232H142ZM149 234H150V232H149ZM158 234H159V233H158ZM167 234H168V233H167ZM169 234H170V233H169ZM169 234H168L167 236H170ZM185 234H186V232H185ZM191 234H192V237H193L194 235H196V234L193 235V233H191ZM191 234H190V235H191ZM253 234H254V233H253ZM19 235H21V234L19 233ZM33 235H34V234H33ZM145 235H146V234H145ZM199 235H200V234H199ZM204 235H205V232H204ZM255 235H256V234H255ZM255 235H252V236H255ZM23 236H25V235H23ZM23 236H22V237H23ZM137 236H140V235H137ZM152 236H153V234H152ZM152 236H151V237H152ZM157 236H159V235H157ZM164 236H165V235H164ZM256 236H257V235H256ZM189 237H190V236H189ZM203 237H205V236H203ZM203 237H202V238H203ZM140 238H141V237H140ZM154 238H155V237H154ZM182 238H183V237H182ZM182 238H181V239H182ZM249 238H250V237H249ZM253 238H254V237H253ZM253 238H252V239H253ZM34 239H35V238H34ZM142 239H144V238H142ZM155 239H156V238H155ZM167 239H169V238H167ZM167 239H166V240H167ZM187 239H188V238H187ZM6 240H7V239H6ZM10 240H11V239H10ZM31 240H33V239H31ZM163 240H164V239H163ZM201 240H202V239H201ZM250 240H251V239H250ZM250 240H249V241H250ZM34 241H35V240H34ZM36 241H38V240H36ZM138 241H139V240H138ZM143 241H144V240H143ZM194 241H195V240H194ZM256 241H257V240H256ZM198 242H199V241H198ZM201 242H204V240L201 241ZM201 242H200V243H201ZM31 243H33V242H31ZM31 243H29V244H31ZM39 243H40V242H39ZM39 243H38V244H39ZM43 243H44V242H43ZM43 243H42V244H43ZM45 243H46V242H45ZM50 243H51V242H50ZM183 243H185V242H183ZM237 243H238L237 245H238V247H239V243H240V242H237ZM3 244H4V243H3ZM36 244H37V243H36ZM40 244H41V243H40ZM205 244H206V243H205ZM209 244H210V243H209ZM11 245H12V244H11ZM43 245H44V244H43ZM53 245H54V244H53ZM188 245H190V244H188ZM194 245H195V244H194ZM34 246H35V245H34ZM50 246H51V245H50ZM203 246H204V244H203ZM206 246H207V244H206ZM9 247H10V246H9ZM191 247H192V246H191ZM195 247H197V246H195ZM45 248H46V247H45ZM50 248H51V247H50ZM189 248H190V247H189ZM193 248H194V246H193ZM200 248H201V247H200ZM202 248H204V247H202ZM202 248H201V249H202ZM5 249H7V248H5ZM36 249H37V248H36ZM54 249H56V248H54ZM58 249H59V248H58ZM198 249H199V248H198ZM25 250H26V249H25ZM30 250H31V249H30ZM60 250H61V248H60ZM189 250H190V249H189ZM199 250H200V249H199ZM46 251H47V250H46ZM46 251H45V252H46ZM50 251H51V250H50ZM190 251H191V250H190ZM190 251H189V253H190ZM192 251H194V250L192 249ZM200 251H201V250H200ZM4 252H5V250H4ZM9 252H10V250H9ZM11 252H12V251H11ZM18 252H20V251H18ZM33 252H34V251H33ZM42 252H43V251H42ZM58 252H59V251H58ZM27 253H28V252H27ZM31 253H32V252H31ZM1 254H2V253H1ZM6 254H7V253H6ZM23 254H24V253H23ZM55 254H56V251H55ZM55 254H54V255H55ZM58 254H59V253H58ZM195 254H196V252L194 253V256H195ZM16 255H17V253H16ZM18 255H19V254H18ZM20 255H21V254H20ZM30 255H31V254H30ZM60 255H61V252H60ZM4 256H5V255H4ZM6 256H7V255H6ZM6 256H5V257H6ZM12 256H13V255H12ZM34 256H36V255H34ZM39 256H40V255H39ZM41 256H42V255H41ZM198 256L200 257L199 254H198ZM43 257H44V256H43ZM59 257H60V256H59ZM61 257H62V255H61ZM63 257H64V256H63ZM181 257H182V259H184L183 256H181ZM181 257H179V259H180ZM6 258H7V257H6ZM28 258H29V257H28ZM30 258H31V257H30ZM46 258H48V257H46ZM49 258H50V257H49ZM49 258H48V259H49ZM194 258H197V257H194ZM2 259H3V258H2ZM9 259H10V258H9ZM22 259H23V258H22ZM33 259H35V258H33ZM192 259H193V258H192ZM200 259H201V258H200ZM200 259H199V260H200ZM23 260H24V259H23ZM23 260H22V261H23ZM28 260H29V259H28ZM38 260H40V259L38 258ZM41 260L43 261V258H42ZM41 260H40V261H41ZM49 260H50V259H49ZM180 260H181V259H180ZM196 260H197V259H196ZM196 260H195V261H196ZM3 261H4V260H3ZM3 261H2V262H3ZM18 261H19V260H18ZM35 261H36V260H35ZM51 261H52V260H51ZM59 261H60V260H59ZM177 261H178V260H177ZM181 261H182V260H181ZM195 261H194V262H195ZM11 262H12V261H11ZM29 262H30V261H29ZM29 262H28V263H29ZM49 262H50V261H49ZM53 262H55V261H53ZM61 262H64V261H61ZM179 262H180V261H179ZM186 262H188V261H186ZM190 262H191V261H190ZM198 262H199V261H198ZM198 262H197V263H198ZM0 263H1V262H0ZM8 263H9V262H8ZM13 263H14V262H13ZM35 263H36V262H35ZM44 263H45V262H44ZM11 264H12V263H11ZM32 264H34V263H32ZM54 264H55V263H54ZM76 264H77V263H76ZM176 264H177V263H176ZM189 264H190V263H189Z\"/></svg>",
    "mask_w": 264,
    "mask_h": 264
}]
</instances>
